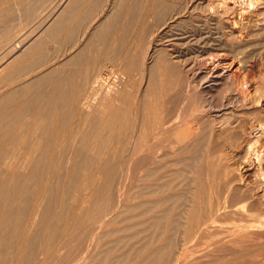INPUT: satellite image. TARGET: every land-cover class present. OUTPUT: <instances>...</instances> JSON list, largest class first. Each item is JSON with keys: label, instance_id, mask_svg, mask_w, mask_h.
I'll return each instance as SVG.
<instances>
[{"label": "rangeland", "instance_id": "1", "mask_svg": "<svg viewBox=\"0 0 264 264\" xmlns=\"http://www.w3.org/2000/svg\"><path fill=\"white\" fill-rule=\"evenodd\" d=\"M20 1L21 0H0V13L3 12L2 13L3 15L0 14V29L3 30L5 28L3 31L0 32V34H1L0 35V67L1 68L4 67V70H3V68H2V70L0 69V71H1L0 72V97L2 96V98H3V97H6L7 96L6 98H4L5 100L2 99V98L0 99V105H1L0 106V114H1L0 115V118L2 117V120L0 119V124L2 126H4L6 124L5 125L6 127L7 126L8 127H11L9 129H7L6 131H8L10 129L13 130V126L16 127V128L19 127L20 129H18V130L19 131H22L20 125L19 126H15V123H16V125H18L19 123H17L16 121L12 120V119H15L17 116L19 117V119L21 117V119H20V123H21L22 120L24 121L26 118L27 119L25 121H28V120L29 121L30 120L33 121L34 118L37 115L40 116V117H42V115H43V117H45L48 114H52V112L54 113L57 109L60 108V106L63 107V105L65 106V108H62V111H67V113L68 112L70 113V111H73L72 109H74L76 106L77 107L78 106L81 107V103H79V102H84L86 100L87 97L85 98V96L88 95L87 92L91 89L90 86L93 84V83H91L90 80H92V79H93L92 81L95 80V78L99 74L98 71L100 69H103L105 71H108V68L106 66H108L109 68L111 67L112 69L114 68L116 70H114L115 72L113 74V70L110 69L112 75L109 72L110 70L108 71L109 74L106 72V75H104V77H106V76L107 77L106 78L103 77L102 82H101L103 88L106 87V89L104 88L105 91L97 92V93L95 92L96 95H93V97L91 99H94L95 102L98 101L99 95L100 94H105L106 91L109 90V89H110L109 97H113L114 96L113 97V100L114 99L117 100V98H118V101H119V99H120L119 97H121V94H122V97L123 98H121L120 101L125 98V99H127L126 100L127 103L126 104L124 103V102H126L125 99L122 100L121 102H118V101H115L114 100L116 103H114V102L113 103L117 107H118V104H119L120 107L121 106L123 107V104H125L124 107L127 106L126 108H128V104H130L129 105V108L131 106V110H129L130 113L127 112L128 113L127 119H128V121L130 122L131 125L134 124V121H135V124L137 122L139 123V121L141 122L142 117L143 118L147 117V119H149V120L155 119L157 115H155V112H153V110L155 109L153 106L156 107V110L157 111H160L161 109H163V111L164 110L166 111L167 109H170V110L172 109L171 111H175V112H172V113H176L178 107L175 110V108H173V107L174 106H177V105H173V104L174 103H179L178 106L179 105L181 106V104L183 102V101L181 102V100H184L185 99V94L187 92V87H186V90L184 88L187 85L185 83V80H183L185 78L184 76L186 74L185 73L186 67H188V65H194L195 67H197L198 66L197 63H198L199 58L201 60L202 59L208 60V59H211L213 57L216 59L218 55H221V57L219 56V58H222L223 57L224 62L220 64V65H223V66H220V65L219 66L221 68L224 67V69H227V70L229 69V70L234 71L236 73L237 79L235 81V84L229 89V91L227 90L226 92H224L225 94L223 93V95H226L224 97V102L225 103L223 102V105L224 106L221 107V108L224 109V111H222L219 108L217 109L216 107L207 108L209 105H207L205 107V108H207V110L205 108L204 109H202V108L199 109V108L194 107V106H193V108H192L193 110H192V109H190V106L192 105L194 98L192 96L190 97V101H188L187 104H186L187 107L184 106V109L185 108L186 109L185 110L183 109V111H181V115H180V117L182 116V118H183V115L185 116V114H186V116L183 119L188 120L187 122L189 124L187 125V123H185L187 129H185L183 127V130H182V128H180L178 130V132H180V134L183 133V136H182L183 138L184 137L187 138L186 136L187 135L190 136L191 134H192L191 136H193V137H191V136H190V138L188 137V140L185 143L183 141H179L180 140V137H177V136L175 137L174 136L176 134L178 135L179 133L174 132L172 134L173 139L170 137V139H172L171 140V145L174 142V144L171 146L173 149L172 148L170 149L167 146L164 147L162 145V143L166 142V139L168 140V137L167 136H165V138L167 137L166 139L163 137L164 135H161L160 140H159L158 137H157L158 139L155 138V140L156 141L158 140V143H160V144H157V142H155V141H154L155 143H153L152 140H151L152 142H148V143L151 144V146H149L150 145L149 144L147 147L152 148L153 149V152L152 153H156L157 154L156 156L154 154L155 159L156 158H159L160 160L156 159L157 160L156 161L154 158L152 159L151 156L148 155V152H147V154L145 153L146 150H145V152H143L144 149H146V147H144V141L141 140V141H143L141 144H139L141 142L140 140L136 141L137 139H139V135L137 133V132H139L138 130L135 133H133V136H132L133 138L130 137V136L127 137V134H126V136L124 138H126V139L128 138V141H129V143H131V145L133 143L139 144V145H142L143 144V147L144 148L142 146L139 147V145H138V150H137V145L134 146V144H133L131 146L129 144L130 147H127V149H126V146H125L126 144L121 143V145H122V147H121V146H117V145H120V143L119 144L118 143L115 144L117 141H113L114 143L111 144V147L113 146L112 149L115 148L114 149V152H117L118 154L120 153V155L122 153V156L123 157L120 156L121 159L118 158V157L116 158V154L117 153L114 154L112 152L113 151L112 149H111V151H109L110 154L113 153V155H114V157L112 156V158H114L113 160H115V158L117 160V161L115 160V162H114L112 160V158L110 157V160H112L111 162H114V163H112L113 164V166H112L110 164L111 162H109V174L111 173L110 170L112 171V169H114L113 172H115V169H117V171H119V172L117 173V171H116V173H115L116 174L115 175L116 179H115L113 173H111V175H113V178H112L111 175H110L111 177H109V180L112 181L113 184H114L113 185L112 183L109 182V185H110L109 186V192H110V190H114V191H116V193L114 191H112L113 192L112 194H111V192L109 193L111 195L110 197H112V195H113V197L112 198L109 197L110 200L112 199V201L109 200L110 201L109 202L110 205L108 207L109 212L107 211L109 213L108 216H107V218H109L108 219V222H105L106 223V224L104 223L105 225L104 224L103 225L100 224L101 226L99 225V227L92 226L91 227V230H88V232L86 230L87 229H90V228L88 227V228L85 229V228H83L84 226L81 227L84 231L81 228H79L81 230V232H79V229H78V231L73 230L74 233H76L75 234L76 236H74L71 228H69V227L66 228V226L68 224L67 222H69V219H70V218H68V217H70L69 215H72V214L75 215V212L76 211L78 213V209L75 210V208H72V207L73 206L74 207L79 206V202L78 201H80V197L81 198H84L82 196L84 194L86 195L85 197H88L89 194H90V196L88 197L89 198V201H94V202L98 201L99 199L101 200V196L99 197L96 194L90 193L89 192L90 191V189H89V186L90 185L89 184H88L89 186H86V184H85V186H82L83 184L81 186L78 185V183L81 182V181H79L81 179L80 178L81 177L80 176L81 175V172H78V173L77 172H73L72 173L70 171L72 169H69V167H71V168H74L76 166L77 167H81L82 165L84 166V164L87 166V168H85V167L84 168L85 169H88L89 168V164H90L89 162L90 161H87L88 159H87L86 156H84V153L83 152H82L83 154L81 152H79V147H78L79 146V140L78 139H80L79 138L80 135L79 134L77 135V133H75L76 131L74 132V130H73L74 134H76L77 136L73 134V137H70L69 138V136L72 135L71 133H73L70 130L72 128L71 127L72 126V123H75V121L76 120L78 121V119H79V116H76L77 114H79L78 113L79 107L74 109V111L76 109H78L76 112L73 111V114L74 115H71V114L68 113L71 118L74 117V121H73V119H71L70 117H68V118H70V121L71 120L73 121L72 123H67L66 122V126L65 127H66L67 130L69 129L70 131L69 130L66 131L65 127H63V131H65V134H66L65 135V139L66 140L64 139V141L66 143L63 142V147H66L67 149L64 148V150H63L64 152H62L63 153L62 154V158L60 159L61 161L58 160L55 163L53 162L54 164L53 163H31V166L29 165L28 168L25 167V169L24 168H21L20 166H21L22 163L21 164L19 163L18 170H22V172L25 175H27V172H29L30 176H33L34 177L32 179H30L31 177H29V180H28V183L31 184V185L28 184L29 187H31V189L28 187V190H31L32 192L29 191L30 194L29 193L26 194L27 197H26V195H24V199L22 198L23 197L22 195H20L22 197H18L19 195L17 196V199H16L17 201L16 202H18V203H16V204H20L23 201L22 202V205H24V206L22 207L21 204L20 205H16L15 202H14V204H15L14 207L15 206H18V208H21L22 207L21 210L18 209V208H16L15 211L13 210L14 213L9 211L11 214L9 212H7L9 215H7V213L4 214V215H2V216H4V217H2L3 219L1 218V215H0V218H1L0 220H1V225H2V227L0 228L1 229L0 230V253H1L0 254V261H1L0 264H12V263H14L12 261H15V258L17 256L15 254H16L17 251H18V253L20 252V255L22 254L21 255V258H24V259H22V261L18 262L19 264H21V263L22 264H29L30 263V260L29 259H31V261H32V258H30V254L32 255L31 257H34L35 256L34 258H37V259H40V260L42 259L43 260V257H45L47 255V251L48 250H50V253L48 252L49 254H52V252H54L51 257H53V255L56 253V251L57 252L60 251V253L63 252L61 254L64 255L65 254V251L64 250H66L65 248L67 247V245L69 243H70V245H68V247H72L75 250L76 249L77 250L79 249L77 251L78 254L80 252L79 256H78L77 253H76L77 255L76 254H72L71 252L75 253V250H73L72 248L70 249V248L67 247V251L69 249L71 251L70 250L68 252L66 251V254L63 256V257L66 256V260L62 259V256L59 257L58 255H60V254H58V255L55 254L57 257L61 258L62 260L59 259V258H57L54 255V257H56L58 259V261L56 260V258H54L56 260L55 261L56 263H54V260H51L50 259L51 261H49V264L52 261L53 262L51 264H57V262L59 264H61L63 262H66L67 259H68V262H69V263L66 262L67 264H122V263L123 264H128V263L129 264H139V263L140 264H143V263L144 264H151V263L152 264H157V263H159V264H169L170 263V260H171V264H178V263L179 264H190V263L191 264H197V263L200 264L203 261L204 262L202 264H209V263L210 264H242L243 262H244L243 264H264V259L261 260L262 258H264V256L261 255V254H263L262 251H264V250H261V248L264 249V247H263V244H264L263 243L264 242L263 240H264V238H263V240L258 239V241H260L259 244H261V247L260 248H259V245H258V241L257 240L251 239V240H245V241L244 240H240L239 241V238H238V240H236L237 237H239V234L241 233L240 230L241 231L243 230V228L241 227V225L243 223L240 224V222H241L240 218H243L245 216V214L248 215L249 217L250 216H254V215L257 216V214L258 215L259 214H262V216L264 217V215H263L264 214V202H263L264 201V174H263L264 173V160L259 165L258 163H256V160L254 161V159H255V149L252 150V153H251V151H247L248 150L247 149L248 144L250 142H252L253 140H255L256 138H259V143H258V146H257L256 150H258L257 151L258 153H260V154L262 153V159H264V134H261L262 122L264 123V102H263L264 101L263 100L264 99V97H263L264 96V81H260L258 83V81L260 80V78H259L260 77V74H262L263 79H264V0H252L253 3L251 5L249 4L250 3V0H204V1L203 0H33L32 1L33 2L32 9L34 8V11L32 10L31 13L34 12L33 13L34 15L31 14V13H29V14H31L30 16H28V15L26 16V14H28L27 11L31 10L30 8L27 11L25 10V7H24L25 5L23 4V2L26 1V0H22V2H20ZM20 4H23V7H22V5L20 6ZM168 4H170V5H168ZM129 5H131V6H129ZM37 6L39 8H37ZM159 6H160V8H159ZM166 7L167 8L169 7L168 8L169 10ZM127 8L130 9V10L128 11ZM139 8H141V9H139ZM142 8H143V10H142ZM147 8H148V10H147ZM170 8H172V10ZM164 9H166L165 12H163ZM11 10L13 12H11ZM7 11H9V13ZM125 11H127V13H125ZM160 11H162V14L164 13V15L161 14V16H160L159 15L160 14L159 13ZM4 12H7V17L10 18V19H7V17H5L6 16L5 15L6 13H4ZM157 12L159 13L158 16L156 15ZM11 13H12V15H14V14L15 15L16 14L17 15H19V14L22 15V13H23V15L26 16V17H24L23 15L22 16L21 15H19V16H12ZM151 13H154L155 15L154 14H151ZM3 16L5 18H3ZM21 17H22V19H21ZM198 17H200V18H198ZM123 18L124 19H128L127 22H129V24H126L127 22L124 24V22L126 20L124 21ZM159 19L161 21L158 22ZM181 19H182V21H181ZM9 20H11V21L13 20L12 21L13 24L11 23L12 25H9L10 27L7 25V24L10 23ZM179 20H180V22H179ZM122 21H124V22H122ZM133 22H134V24H133ZM160 22H162V23H160ZM181 22H184L185 24L182 23V24L179 25V23H181ZM122 24H123V26H122ZM125 25L126 26L128 25L127 26V31H126V26ZM175 25H179V26L176 27ZM182 25H184V26H182ZM186 25H187V28H185ZM143 27L144 28L146 27V28L144 29ZM140 28H142V31H141ZM128 29H130L129 30V33H127L128 32ZM139 30L141 31V33L139 32ZM10 31H12V32H10ZM123 31H126V33H124V35L122 34ZM180 31L183 32V33H185V34L178 35L177 33H180ZM137 32H139L140 34L137 33ZM171 32L172 33L175 32L174 35ZM190 32L192 33V35H191ZM3 34H5L7 36H5ZM110 34L112 35L113 38H111V35ZM121 35H123V36H121ZM4 36H5V38H4ZM124 36L127 39L124 38ZM186 36H188V37H186ZM119 37L120 38L122 37L124 41L121 42L122 41V38L120 39ZM169 37H170V39H169ZM110 38H111V40H110ZM176 38L177 39L180 38V39L177 41ZM171 39H173V40L175 39L174 42H176V43H174ZM21 40L23 42H20ZM101 40H102V42H101ZM158 40H160V41H158ZM112 41H113V43H111ZM171 41H172V43L176 44L177 46L176 45H173L172 43L170 44L169 42H171ZM182 41L183 42L185 41V42L183 43ZM178 42L180 43V45H178L179 44ZM16 43H17V45H16ZM115 43H116V45L118 44L116 47L114 45ZM123 43H126V45L123 44ZM168 43H169V45H168ZM189 43H190V45H188ZM165 44L167 45V47H168L167 49L168 50L166 49V45ZM182 44H184V45L181 46ZM171 45H172V47H171ZM185 45H188V48L186 47L188 49V51L185 48ZM192 45H193L194 48L192 47ZM119 46H120V48H118ZM150 46H151V48H150ZM175 47H178V50ZM191 47L193 48V50H192ZM116 48H118L117 52L115 51ZM171 48H172V50H173V48L175 49L174 50L175 51L174 52V55L176 56V59L180 57L179 55H181L182 57L185 58V60H184V58L180 57V58L183 59V60L181 59L180 62H179L180 58L177 59L178 60V61L176 60L177 61V64L175 62V58H172V61H174L176 67L175 68H171L170 66H167L166 67V68H168V71L166 73V76L167 77L171 73H173V77L172 78H174L177 81L180 80L179 82H176L173 79L176 83H178L177 86L178 85L179 86L177 88L179 89V91H178L177 88H174L176 86H174V87L171 86V85H174V81L172 82L170 80L172 74L169 76L170 79H166V77H165L166 83L162 82V81H165V80H163L164 78L162 76H165L166 70L164 71V69H163V71H164L163 72L160 69V68L165 67V65H164V63H162L161 61H159L160 58L158 56H160V54L162 53L161 51H165V53L166 52L167 53H170L169 50ZM158 49H159V52H157ZM160 49H161V51H160ZM124 50L126 51V53L123 52ZM142 50H143V52H142ZM112 52L115 53L116 56H117V53H118V55H120L122 57L121 58L120 56H118V58L120 57L121 60L120 59H117V57H115V55H113ZM177 52H179L180 54L177 53ZM213 52H215V53L213 54ZM208 53H210V54H208ZM141 54H143V55H141ZM207 54L209 56H213V57L210 58ZM216 54H218V55L216 56ZM156 56L159 59H157ZM103 57L106 58L105 61L106 60L109 61L108 59L110 58L111 59L110 62L112 60H113L112 62H114V61H116V63L119 62V64L118 63L117 64L115 63L117 65V68H116V65L113 64L112 62H111V64H109L110 62H105V63L103 62L102 63L101 60L104 61ZM129 57H130V59H129ZM186 57H187V60H188V58H189V60H191V63L192 64L190 63V61H187L186 60ZM205 57H209V58H205ZM196 58H197V60H196ZM167 59H170L171 60V58L169 56L167 57ZM128 60L131 61V62H129ZM134 60H136V61H134ZM126 61L128 63H126ZM156 61L159 62L160 64L162 63L163 66L161 64L160 68L157 69L159 63L157 65V62ZM172 61H170V62H172ZM185 61H187V62H185ZM192 61H194L195 63L193 64ZM97 63H100L102 67H98V65H100V64H97ZM178 63L182 65V66L180 65V68L182 67V70H184V71H182L179 68V66H177V65H179ZM187 63H188V65H187ZM104 64L106 65L105 67H104ZM124 64H126V65H124ZM127 64H131L130 67H132V64H133L134 67L133 68H129V65L127 67ZM111 65L112 66L115 65V66L112 67ZM118 66H119V68H118ZM183 66L185 67V69H184ZM5 67H6V69H5ZM121 67H124L121 70L122 72L124 71L125 68L126 69L128 68L130 70H128V69L125 70L127 72L124 71L125 73L123 72L124 75L122 76L121 74H123V73L121 71H119ZM96 68H97V70H96ZM117 69H118V71H119L120 74L117 72ZM157 70H159V71H157ZM178 70H179V72H178ZM97 72H98V74H97ZM128 72H130L131 75ZM159 72H161V73H159ZM68 73H70V74H68ZM127 73H128V76H125V74H127ZM162 73H164V74L162 75ZM181 73L184 74V76ZM93 74L95 76H93ZM51 75H53V76H51ZM76 75H78V76H76ZM114 75H116V76H114ZM120 75H121V77H120ZM151 75H152V77H150ZM156 75L159 78L156 79ZM159 75L161 76V78H160ZM92 76L94 78H92ZM108 76L110 78L113 76L114 79L113 78L110 79ZM117 76H119L120 78L118 79ZM66 78H67V80H65ZM88 78H90V80H86ZM122 78H128L127 79V82H125L126 81L125 79H123V81L121 82ZM79 79H80V82H79ZM151 79L153 80V83L156 80H158L159 83H160V81L162 80L161 82L163 84H166V85H167V82H168L167 80L171 81V82H168V84L169 83L171 84V85H168V86H169V88H172L173 87L172 88L173 90L166 89L168 87V86L166 87V85H163L162 84V86H165L166 87V88L165 87L164 88L166 89L165 92L166 93L168 92V96L171 93H174L175 91H176L177 94L179 92L178 95L175 94V93L173 94L174 96H177V99H175V97L173 96L174 97V100L175 101L177 100V101L176 102H172L171 101L170 104L172 106L169 104L170 106L167 105V106H169V108H168L164 103L161 102L162 100L165 101L168 96L165 97L167 94L166 95L163 94L164 92L161 90V89H163V87L161 89H159L160 86H159L158 81H156L157 82L156 85H158V86H156L155 84L154 85L156 87L153 84L151 86V88H153V87L154 88H157L156 90H152V89H150V87L145 88V87L151 85V83H152V80ZM51 80L52 81L54 80L57 83H55L54 81L52 82ZM56 80H58V81H56ZM106 80L109 81V82L107 83ZM141 80H142V82H141ZM83 81H85L86 84H87V81H88V85L91 83L90 86L86 85L88 89H86V87H84L85 86V84H84L85 82H83ZM110 81H111V85L115 89L110 85ZM69 82H70V84H69ZM123 82H125V84L126 83L128 84V85L126 84V86H127V89L126 90H129L130 91V92L128 91L129 94H132V93L134 95L137 94L136 97L133 94L131 95L132 97H129V98H127L129 96V94H128L127 97H126V95H124L125 92H126L125 91V88H124V90L121 88V87H124L123 86V84H124ZM181 82L183 83V85H185V86L182 85L183 88L180 86V84H182ZM115 83H116V85H115ZM134 83H135V86H134ZM176 83H175V85H176ZM257 83H258V85H257ZM83 84H84V86H83ZM119 84H121V87L117 88V86ZM76 86H77V88H79V91L77 90V91L74 92V90L77 89ZM128 86H130V87L132 86V89L135 90V91H133L132 89H129ZM190 86H192V88H195L193 86V84H191ZM80 87H83V89H81ZM133 87H135V88H133ZM15 88H18V91H16L17 89H15ZM25 88L26 89L29 88L27 90V91H29V93L26 92V90L25 91L22 90V89H25ZM84 88H85V90H84ZM137 89L138 90L140 89V90L138 91ZM145 89L147 91L149 90V92H151L150 90H152L153 92L154 91L156 92L158 90L159 91L158 93H160V95H158V98L160 96H162V95H165V96H163L162 99L160 97V99L158 101L157 96H155V94H156L155 92H154L155 94L153 92H151V93H153V96H154L153 97L152 95L150 96L149 95L150 93H148V92H147L148 95L145 94L146 93L145 92ZM14 90L16 91V93L18 92L19 95L22 94V93L24 94V92H26V94L22 95V97L24 96L23 97L24 99H26V98L28 99L29 98V104L31 103V100L33 99L32 105L33 104L34 105L33 106L32 105H28L27 99L25 101H23L24 99H22V97L20 99V96H18L17 94H15V91ZM39 90H41L43 92V94H45L46 96H41L42 93H40L41 95L38 94ZM56 90H57V92H56ZM60 90H61V92H60ZM82 90H84L86 92H84ZM116 90H118L120 92L119 94L116 93L119 97L114 93ZM121 90H123V92H121ZM160 90H161V92H160ZM180 90H182L183 92L182 91L180 92ZM241 90L243 92H246L248 94V96H247L248 99H246V97L244 99L246 101L248 100L247 102H245L244 100H241L240 101L239 99H237L238 102L236 101L235 98L238 97V94H239L238 92H240ZM248 90H249L250 93L248 92ZM250 90H252V91H250ZM36 91H37V94L35 93ZM80 91H81V93L83 92L84 94H82V96L81 95L80 96H77L76 94L79 95V92ZM97 91H99V90H97ZM118 91H116V92H118ZM169 91L171 92L170 94H169ZM172 91H174V92H172ZM184 92H185V94L183 95L182 93H184ZM58 93H60V94H58ZM218 93L219 92L216 91L215 93L212 94L213 101H215L218 98H220V95ZM35 94L38 95V98H37V96ZM143 94H145V95H147L149 97L148 98H145L144 97L145 95H143ZM72 95H73V97L70 98ZM115 95H116L117 98H115ZM138 95L140 96L139 100L142 99L143 102H144V100H145V102H146V100L151 101L152 98H153V100L151 101L152 109H151V107H149L148 109L146 108L147 109L146 111H148V112L152 111L150 113L154 114L153 116H152V114L149 115L150 114L149 113L148 115L151 116V117L148 118V116H147V113L148 112L145 111L146 114H144V111H143L144 109L143 110L141 109V112L144 114V116H142L143 114L140 112L141 115L138 114V116H136L137 118L135 117V115H136L135 113L136 112H135V109H134L135 108L134 105H136V101L138 100ZM100 96H102V98L99 97L100 98L99 100H101V99L105 100V98H104L105 95H100ZM18 97H19V99L21 101H23L25 103L27 102L26 104L24 103L25 108H24V106L22 107L24 109L20 108L21 107L20 106L21 104H19V102H17V101H20L18 99ZM180 97H182L183 99L180 98ZM43 98L46 101H48V104L46 103V101ZM53 98L55 99L53 102L59 101V104L60 105L59 104H56V103L55 104L54 103L52 104V102L50 104L49 102L52 101ZM83 98H85V99L83 100ZM39 99H40L41 102L39 101ZM91 99H90V101H91ZM109 99H112V98H109ZM156 99H157V101H156ZM231 99H233L234 102H236V104L235 103H232V105H231V103L229 102V100H231ZM75 100H77V102ZM103 100H101V101H103ZM129 100H131V101H129ZM139 100L137 101V104H138ZM167 100H168V98H167ZM170 100H173V99H171V97H170ZM178 100H180V101L178 102ZM69 101L72 102V104H70ZM107 101H108V99L106 98V100L103 101V102L105 103ZM142 101L140 100V102H142ZM242 101H243V103H241ZM23 102H20V103H23ZM134 102H135V104H132ZM143 102H142L141 108L142 107L143 108L146 107L145 104L147 102L146 103L144 102V105L145 106H143ZM157 102H159V103H157ZM120 103L121 104L123 103V104L121 105ZM160 103H162V104H160ZM2 104L3 105H8V106H10L9 104H11V106L12 105H14V106L16 105L15 106V108L17 107L15 109L16 113L14 111V108H11V107H9V108H11V110L10 109L8 110L6 107H5V110H3V107L4 106L2 107ZM45 104H46V106H45ZM151 104L148 103L147 106L148 105L151 106ZM189 104H191V105H189ZM214 104H215V102H214ZM51 105H53V106L54 105H59V108L57 106V107H55L56 108L55 109L54 107H51ZM161 105H164V108L165 109L162 108L163 106L161 107ZM194 105L196 106V104H194ZM242 105H244V106H242ZM14 106H12V107H14ZM26 106H27V108H26ZM34 106H36V107H34ZM37 106H39V108ZM132 106H134V108ZM66 107L67 108H70V109H66ZM159 107H161V109ZM31 108H32V110H31ZM35 108H37V109H35ZM47 108H48V110L50 108L51 110H49V111H52V112H49L48 110H47L48 112H46V109ZM194 108H196V110H194ZM12 109H13V111H12ZM26 109H27V111H26ZM53 109H54V111H53ZM7 110L10 111V112H8ZM41 110H42V112H41ZM11 111L16 116H13L12 113H11ZM22 111H24V112H22ZM132 111H134L135 113H132ZM161 111L160 112H157L158 113V116L160 115V113L162 115V112L163 111L162 112ZM189 111H190V113H189ZM193 111H194V113H193ZM19 112H21V113H19ZM215 112L216 113H219V114H222L224 112L226 116H224V120H223V117H222V119L219 121V123H217L218 125L217 124H214V126H212L214 128V130H213V128H210L211 126L208 125V124H210L209 121H210L211 116L213 114H216ZM10 113H11L12 116L9 115ZM31 113L33 115H35L34 113H36V116L35 117L34 116H31ZM131 113H132V115H131ZM177 113L176 114H173V116L175 117L176 115H178ZM133 114H135V115H133ZM171 114L170 113L167 114L165 112V115H170L171 116ZM187 114H188V118H186L187 117ZM196 114H198L199 116H200V114H202V115L200 117L199 116L194 117V115H196ZM4 115L10 116L12 118L11 119V122H12L11 124H10V122H8L9 121L8 119H10V118L7 117V119H6V116H4ZM139 115L141 116V118H138ZM160 116L157 117L158 119L157 118L156 119L159 120ZM206 116H207V119L204 118ZM32 117H34V118H32ZM134 117H135V120H134ZM167 117L170 118L169 116H167ZM192 117L194 119L197 118V120H199L198 123L193 122L191 120ZM75 118H76V120H75ZM105 118H106V116H105ZM182 118H180V119L183 120ZM19 119H15V120H19ZM204 119H205L204 122L207 121L206 124L204 123L205 125L201 122V120L203 121ZM66 120L69 121V119H66ZM172 120L174 122L175 121V118L174 119L172 118ZM189 120H191L192 123ZM131 121L133 123H131ZM175 122H177V121H175ZM199 122H201V124ZM3 123H4V125H3ZM64 123H63V126H64ZM195 123L197 125H194ZM67 124H69L68 127H67ZM140 124L141 123H139V127H138V124H136L137 125V128H140ZM198 124H200V125L198 126ZM207 125L210 126V127H208ZM73 126H74V124H73ZM83 126H84V130L87 131V129H88L87 127L88 126H86L84 124H83ZM127 126H129V124ZM193 126H195V127H193ZM1 128L3 129V127L0 126V129ZM16 128H14V131L16 130ZM193 128H194L195 131L194 130L193 131L191 130ZM209 128H210V130L212 129V131H214L213 132V136L211 135L212 134L211 133L212 131L209 132ZM231 128H233V129H231ZM188 129L190 131H192V132L189 133ZM186 130L188 131V133L190 135L186 132ZM2 131L4 133L5 129L2 130ZM1 133H0V135H1ZM185 133H186V136H184ZM208 135H211V136H208ZM112 136H110V137H112ZM76 137H77V139H76ZM136 137H137V139H136ZM129 138H130V140H129ZM151 138L152 137L150 135L149 141H150ZM69 139H72V142H70V143L73 144V145H71L70 143H68V145H66L67 144V141L69 142ZM174 139L175 140H178V141H176L177 143H175ZM161 140H162V142H161ZM185 140L186 139H184V141ZM178 142H180V143H178ZM64 143H65L66 146H64ZM166 144L167 143H165L164 145H166ZM127 145H128V143H127ZM160 146H162V148L164 150L161 149ZM132 147L134 148L133 150H132ZM154 147L155 148L158 147V149H160V151L163 150L161 152L162 154L158 151L157 148H156L157 149L156 150ZM117 148H119V149H121L123 151L126 149L124 151L125 153L122 152V151H119V149H117ZM139 148H142V149L140 150ZM167 148H169L168 151H167ZM213 149H215V150H213ZM128 150H129V152H126ZM170 150H172L171 151L172 153H169L168 154V152H170ZM244 150L247 152V154H246V152ZM132 151H134L133 153L136 152V154L134 155V157H133V153L130 154ZM138 151L139 152L141 151L143 153H139V155H138L137 154ZM165 151H167V153ZM123 153H124V155H123ZM144 153L146 154L145 156H147V158L146 157H142L141 154H144ZM127 154H130V155L127 156ZM166 154H168V155H166ZM226 154H227V156L228 155L229 156L228 157L225 156ZM136 155L139 156V157H136ZM159 155L161 156V158H162V156H164L163 159H161ZM117 156H119V155H117ZM131 156H132V159L133 160H134V158L136 159V160H134L135 162L132 159H130ZM207 156H208V158L210 157L209 159L211 161L210 160H207ZM212 156L213 157L215 156L214 157L215 158V161H214L215 163L213 162V159L214 158ZM221 157H222V159H221ZM225 157L229 159V162H228V159H226ZM145 158H146V161H145ZM171 158H172V160H171ZM175 158H176V160H175ZM218 158H219V161L221 160V162L218 161V163H217L216 160H218ZM122 159H124L125 161H123ZM126 159H127V161H128V159H130V161L127 162V165H126V163L124 164V162H126ZM137 159H139V160L137 161ZM166 159H168V160H166ZM189 159H191V160H189ZM224 159H226V160H224ZM162 160H164V162ZM206 160L208 161V163H207ZM244 160H246V161L244 162ZM121 161H123V162H121ZM136 161L138 163H136ZM143 161H144V163L141 164ZM171 161H173V162H171ZM187 161H188V163H187ZM209 161H210V163H209ZM130 162L132 164L131 166H133L132 169H131L132 171H134L136 169L135 167L139 168V170L137 169L134 172L131 171L132 173L131 172H128L130 170L128 168H131V166L128 167V164H130ZM145 162L148 163V164L150 163L151 167L152 166H155L153 168L156 171L153 168H151V167H150L151 168L150 169L149 168L150 165L148 166V164H147V166H146V163ZM159 162L160 163L162 162V163L160 164ZM70 163H72V165L71 166H68V165H70ZM135 163H136V165H135ZM152 163H153V165H152ZM39 164H40V166H39ZM122 164H124V165H122ZM138 164H140L139 166L141 168L138 167ZM157 164H158V166H157ZM164 164H165V166L166 165L167 166L165 167ZM50 165L53 166L54 168L53 167H50ZM110 165H111V167H110ZM141 165L142 166L144 165V166L142 167ZM161 165H162V167L164 166L163 169H162ZM226 165H228V166H226ZM229 165H230V167H229ZM124 166H126V167H124ZM159 166L161 168H159ZM67 167H68V169H67ZM45 168L46 169L48 168L47 170L49 172L47 170H44ZM56 168H57V171L58 172L60 171V173H58V174L57 173H54L53 174V172H57L56 171ZM125 168H127L128 171ZM133 168H135V169L133 170ZM31 169H32L33 173L31 171ZM53 169H55V171ZM81 169H82V167H81ZM159 169H161V170L159 171ZM223 169H228V170H224L223 171ZM121 170H123L124 172L121 171ZM125 170L127 171V174H126V171ZM42 171L48 172L49 175H53V176H50V179L49 180H48L49 176L47 175V173L43 174L44 178H43V176L40 177L42 175ZM153 171H154L155 174H153ZM171 171L172 172L174 171L175 173H171ZM68 172H71L72 173L71 176L73 178L70 175H69V177H65V176H68L66 174ZM163 172H164V175H162ZM221 172H224V173H221ZM35 173H37V174H35ZM74 173L77 174V175L75 176ZM129 173H130V175H129ZM146 173H148V174H146ZM176 173H177V175H176ZM29 174H28V176H29ZM134 174H135V176H134ZM174 174H175V176H174ZM131 175H133V177ZM158 175H160V176H158ZM225 175H227L226 177H228V179L225 178ZM35 176H37V177H35ZM47 176H48V178H46ZM77 176H78V178H77ZM231 176H233V178ZM39 177L41 178V181L40 182L41 183L44 182L43 183L44 185L40 184V182L38 183V181L36 183V180ZM58 177H60V178H58ZM101 177H102V181L100 180ZM101 177H100V179H98L99 182H98V180H96V182L99 183V184L96 183L97 184L96 186L101 187L100 181H101V184H102L103 183V180H104V175L102 174ZM149 177L150 178H153V179H151V181H150ZM239 177L241 178V181L243 179V183H241L242 185L240 184L241 181H240V178ZM40 178L38 180H40ZM42 178L44 180H46V183H47L46 185H45V181ZM65 178L67 179V181H66ZM74 178H77V179L80 178L77 181L75 180V183L76 184L75 183H72V182H74ZM161 178L163 180L166 178L167 181H166V179L163 181ZM223 178H224V180H223ZM33 179L34 180L36 179V180L35 181H32ZM60 179L62 180V182H60ZM69 179H70V181H69ZM232 179H233V181H232ZM47 180H48V182H47ZM181 180L182 181L185 180L186 182H188V184L185 183V182H182ZM222 180L224 181L223 183H221ZM229 180H231V182H228ZM124 181H126V182H124ZM34 182H35V184H34ZM148 182H149V184H148ZM155 182H159V183H156L157 185H155ZM164 182H165V184H164ZM190 182H191V185L192 186L189 184ZM201 182H202V184H201ZM225 182L227 183L228 186L229 185H232L233 183H234L235 186L233 185V186H230L231 188H229L227 185H223ZM151 183H152V185H151ZM160 183L162 185H160ZM166 183L168 185H166ZM38 184L40 186L42 185L43 188L40 189V186H38ZM111 184H112V186H111ZM186 184H187V186H185ZM36 185H37V188H38L39 191H37ZM47 185H48V187H47ZM58 185L60 186V188H57V187H59ZM65 185L68 186V187L66 188ZM70 185L72 187H76L77 190H78V192H80L81 196L76 191H73V189L76 190L75 188H72L70 190V187H71ZM149 185H151L154 189H155L154 186H156L155 193H153L152 195L149 192L152 191V190H154V189H151L152 187H150ZM158 185H160V186H158ZM163 185H166V186L163 187ZM180 185H184V188L185 189L182 186H180ZM188 185H190L191 187L190 186L188 187ZM210 185L212 186V188H211ZM217 185L218 186L220 185V186L218 187ZM239 185H241L242 187L239 186ZM172 186H173V188L171 189ZM237 186H238V188L240 187V189L236 188V190L238 189V192L241 190V192H239V193L235 190V187H237ZM244 186H245V188H244ZM232 187H234V188H232ZM86 188L89 190V191H87V192H89V194H86L84 192V190L86 191ZM181 188L184 189V190H181ZM190 188L192 190V191L190 190V193L191 194L188 193L189 192L188 189H190ZM228 188H229V190H228L229 192L232 191L231 192L232 195H230L231 193H229V195H228V191H227ZM51 189H53V191ZM57 189H58V191H59V189H61V192L60 191L58 192ZM67 189H69L71 191V193H69L70 191H68V193H67L66 192ZM79 189L80 190H83V191H79ZM166 189L167 190L169 189V190L167 191ZM203 189H204V191H203ZM63 190H66V191H63ZM119 190H120V193H119ZM144 190H146V192ZM50 191H52V192L50 193ZM54 191L57 192V193H55L56 195L54 194ZM183 191H184V193H183ZM185 191L186 192L188 191L187 192L188 196H186L187 194L185 193ZM234 191L237 192V195H236V192H234ZM35 192H36V194H38V192H40V193L42 192L41 193L42 195L39 194L40 195V197H39V195H36ZM43 192H44V194H43ZM64 192H66L67 195ZM75 192H76V194H75ZM121 192H122V195H124L123 197H122V195H119V194H121ZM177 192L179 193V195H176ZM170 193H171V195H170ZM247 193H249V194H247ZM57 194H60V196L59 195L57 196ZM77 194L79 196V200L78 201H77V199L74 198V196L76 197ZM154 194H156V195H154ZM172 194L174 196L173 198H172ZM30 195H32V196H30ZM53 195H55L57 197H54ZM167 195L168 196L170 195L171 198L170 197L168 198ZM28 196H30L31 198L32 197H35L33 199V202L31 201L32 199L29 198ZM36 196L39 198V201L37 200L38 198ZM61 196H63V197H61ZM92 196H93V198L95 197L96 199L95 200H91L92 199ZM116 196H117V198H119L120 202L116 198ZM150 196H152V197H150ZM175 196L176 197L179 196L180 199L179 198L177 199ZM59 197H60V199H59ZM158 197L160 198L159 200H161L163 202L164 201L166 202V204L163 207L164 210L161 207L163 205L160 204V201L158 200ZM165 197H167V199H169V200L167 201V199ZM233 197L236 199L235 201H234V198ZM150 198L151 199H154L153 201H155L156 203H153V201L150 200ZM155 198H156L157 201H159V203L155 200ZM162 198H165L166 200L165 199L162 200ZM18 199L21 202H19ZM20 199H23V200H20ZM50 199H52V200H50ZM126 199H129V200H126ZM28 200H30V202ZM34 200H35V202H34ZM49 200H50V202H49ZM56 200L57 201L59 200L60 203L59 202H56ZM143 200H145V201H143ZM172 200H173V202H171ZM182 200H183V202H182ZM192 200H194L195 202L192 201ZM223 200H225V201L227 200V201H230V202L227 203V201H226V203L228 204L227 205L226 203H224L225 201H223ZM238 200L240 202H238ZM8 201L9 200L7 199V202ZM24 201H26V202L28 201L29 204L28 203L27 204L24 203ZM121 201H122V203H121ZM196 201L198 203H196ZM207 201L210 202V205H212V204L214 205L213 206L214 207L213 208V211L211 210L212 214H214V209H215V212H216L215 213L216 214L215 215L216 218H214V221L212 222L211 226L209 225L208 228L204 227L203 225H202L203 227H201V221H199L200 223L197 222V219H198L197 218V215H199L198 216L199 217L198 220H201L203 218L202 216L203 215L205 216V213L204 212H206L205 211L206 208L208 207L207 210L208 209H212V206H210V205L207 206L206 205L207 204ZM7 202H6V204L8 205ZM31 202L35 204V205L33 204V206H35V208L37 206L36 209H31V208H33V206L30 205ZM48 202L51 203V204H48ZM116 202H118V204H116ZM168 202H169L170 205L167 204ZM184 202H186V203H184ZM191 202L192 203L194 202V203L192 204ZM92 203L93 202L90 203L91 205L89 204L90 205V207H89L90 210L92 208L91 206L93 205ZM99 203H100V201H99ZM150 203H151V205H150ZM229 203H230V205H232V204H239V203H240L239 205H242V204L245 205L246 204V208L245 209L247 211L249 210L250 211L249 213L252 214V215L251 214H248V212L246 210L244 212L243 217H242V215L239 217L236 214L237 217H238V218L236 217V219H239L240 220V222H239L240 225L239 224H236V225L234 224V226H237L238 225L237 227L240 228V229L238 228L239 230L238 229H234L233 223L236 220V219H234L236 215H233L232 216L231 212L234 210V208L232 207V209H231V206L229 205ZM66 204L69 205L68 208H71V209L66 208L67 207ZM129 204L131 206L133 205L135 207V209L132 208L131 206H129ZM178 204L180 205L181 208L179 207ZM185 204H187V205L185 206ZM216 204H218V205L220 204L222 207L224 205H227V206H224L223 208H219L221 206L219 205V207H218ZM251 204H252V206L249 207V205H251ZM12 205H13V203H12ZM26 205L30 206V209H28L29 207L27 208ZM63 205L66 208L65 210H64V206ZM146 205H148V207ZM247 205H248V207H247ZM19 206H21V207H19ZM55 206H56V208H55ZM61 206H63L62 209H61ZM115 206H116V208H115ZM152 206H154L155 208H157L159 210L155 209ZM9 207H10V205H9ZM122 207H123V209H121ZM127 207L128 208L131 207L132 209L131 208L128 209ZM150 207L152 209H150ZM185 207H186V210L189 209L188 212H186ZM215 207H217V208H215ZM226 207L228 208V210H226L227 209ZM141 208H142V210H141ZM153 208H154V210H153ZM166 208H168L167 211L165 210ZM176 208L177 209L180 208L181 210H179V209L177 210ZM182 208H184V209H182ZM229 208H230V210H229ZM57 209H58V211H57ZM67 209L70 210V211L73 209L74 211L68 212ZM88 209H84L83 211H86ZM194 209L197 210V211L200 210V212L198 211V213L196 212L197 213L196 214L195 212L192 211ZM222 209H223V212H222ZM31 210L32 211L34 210L32 212L33 214L30 212ZM144 210H146V211H144ZM156 210H157V212H156ZM110 211H111V213H110ZM179 211H181L180 212L181 214L179 213ZM15 212H18V213H15ZM27 212L29 214H27ZM62 212L65 214V215L63 214L64 218H63V216L62 217H60V216L57 217V215L58 214L61 215ZM79 212H81V213H78V215L81 214L82 216L85 213V212L82 213V211H79ZM118 212H119V214H118ZM125 212H127V213L125 214ZM140 212L141 213L142 212L143 213H146L147 212V214H141ZM224 212H225V214L227 213L226 216H224ZM70 213H72V214H70ZM77 213H76V215H77ZM86 213H87V211H86ZM120 213H121V215H120ZM170 213H172V214H170ZM206 213H208V212H206ZM13 214L15 215V217H14ZM138 214H139L140 217L137 216ZM229 214H231V215H229ZM28 215H30L33 220L30 219L31 217H29ZM32 215H34L35 217L32 216ZM154 215L156 216V218L160 219L159 220V221H161L160 223H159L158 219L154 218L155 217ZM158 215L160 216V218H159ZM66 216H68V217H66ZM117 216H119V217H117ZM165 216L167 218L162 220V218H165ZM174 216H175V218H174ZM181 216H183V217H181ZM194 216H195V220H193V222L196 221V223H198L197 225H199L198 226L199 227V230H198L197 225L195 226L196 229L195 228H192L194 226V224H195V222L192 223V221H191L194 218ZM227 216H228V219L226 218ZM229 216H230V219H229ZM8 217H11V218L7 219ZM24 217H25V219H24ZM190 217H192V219ZM245 217L247 218V216H245ZM245 217L242 220H245ZM62 218H63V220H62ZM176 218L178 220L177 223L175 222L176 221ZM231 218H232L233 221L231 220ZM57 219H58V221H57ZM172 219L175 220L174 221L176 223L175 226H173L174 225V222H173ZM215 219H216V221H215ZM25 220H26V222L27 221L31 222L30 225H28L29 223H25ZM55 220H56L57 223L55 222ZM63 221L66 223V226H64L65 224L63 223ZM121 221H122V223H120ZM164 221L167 224H165ZM2 222L4 224H2ZM109 222H110V224H108ZM144 222L145 223L147 222V223L145 224ZM17 223H19V224H17ZM24 223H25V227L26 228L23 225ZM50 223H52L53 225L54 224L57 225V227L55 225L53 226V231H52V227H50V225H51ZM61 223L64 224L63 225L64 228L63 227H60L61 229L63 228L65 230V228H66V232H68L70 230L69 231L70 232V235H71V233L73 234V235H71V238H69V239L70 240L72 239V241L74 243L72 241H71L72 243L69 242L70 241L69 240L67 242L68 244L66 245V247L64 246L65 248L62 245H60V247H58V244H56V241L58 240V238L56 239L55 243H54V239H53L52 242L55 245H57V250L55 249L56 250L55 251L54 250V248H56L55 245H54V248L52 249V247H51V244L52 243L49 242V241H51V238L49 240V237H48V235L50 234V231L47 230V229L46 230H44V229L47 228V224H48V226H49V228L51 229V232H52V237L54 236L53 238H56V236L58 237V235H59V238H60L59 240H61L63 236L64 237H66V236L69 237V232H68V234L65 233V235H66L65 236L63 234V229L61 231V229L59 228V224L61 226ZM143 223H144V225H143ZM237 223H238V220H237ZM26 224L28 225V229H27V225ZM178 224H181V225L179 226ZM171 225H172L173 228L176 227L175 230L173 228H171ZM21 226L24 228L23 233L26 232L25 231L26 229L28 230L27 231L28 233L23 234L24 236L25 235H28V236H26V239L27 238L28 239H27V242H25V243L24 242H21L22 241V236H23L22 235V231H21L23 229H22ZM111 226H113V227H111ZM133 226H134V228H133ZM70 227H71V225H70ZM101 227H103V229ZM105 227H107V229H109L108 231L109 232L111 231V232L109 233L107 230H106L107 231L106 232L104 230ZM120 227H122V228L120 229ZM224 227H225V229L227 227L226 230H228V228H229V230L232 229V228L234 229V230L232 229V231L231 230L230 231L228 230L229 232L226 231L228 233V235L229 234L232 235V236L230 235L231 240L235 238L234 236H236V238H235L236 241L233 240L235 242L234 244L233 243H230V242H233V241L229 240L230 238L225 236V235H227V233L225 234V230L223 231L222 228H224ZM164 228H165V230H164ZM204 228H206L207 230L205 229L206 230L205 231ZM67 229H69V230L67 231ZM93 229H94V231H93ZM129 229H132V230H129ZM171 229L174 230V231H172ZM14 230H15L16 233L13 232ZM163 230L165 232L164 235H163ZM170 230H171V232H170ZM219 230H220V232H219ZM221 230L224 233L223 232L221 233ZM96 231H97V233H96ZM100 231H101V233H100ZM238 231H239V233H238ZM104 232H106V233H104ZM158 232H160V233H158ZM173 232H174V234H173ZM180 232H182L183 234L180 233ZM233 232H236V234H234ZM82 233H85L84 235L87 234L85 236L86 238L83 236ZM202 233H204V234H202ZM17 234H20L21 236L19 235V238H18V235ZM191 234H193V235H191ZM219 234H221V235H219ZM159 235H161V236L159 237ZM79 236L85 238V240H83V238H81ZM116 236L119 237V239L116 238ZM186 236L188 237V240H187ZM46 237H48L47 239L49 240L48 242L50 244L47 243ZM177 237H179L180 239L179 238L177 239ZM223 237L226 240L228 238L227 241H229V242L227 243V241L225 239H222ZM232 237H234V238H232ZM96 238H98V239H96ZM189 238H190V240H189ZM192 238L194 239V241H193ZM18 239H20V242L21 243H24V244H21V247H20V244H19L20 242L17 241ZM139 239L140 240L141 239L142 240L144 239V240L143 241L141 240V242H139L140 241ZM217 239L218 240L221 239V240L226 241L225 242L226 244L225 245L224 244H221V243H224V241L221 242V241H218ZM67 240H68V238H67ZM79 240L82 242V244H83V242L85 243L83 245L81 243H79V245L81 244L82 247H84V248H82L81 245H80V248L78 247ZM41 241H42V243H41ZM110 242H112V243H110ZM136 242L138 244H136ZM152 242H153V244H152ZM174 242H176V243H174ZM217 242H219V243H217ZM27 243H29V244H27ZM76 243H77V245H72V244H76ZM130 243L132 245H130ZM142 243H144L143 244L144 247H143ZM173 243L175 244V247H174V244ZM213 243H215V244H213ZM48 244L50 245V247L47 248L46 245H48ZM89 244H91V245H89ZM121 244H122V248H121ZM242 244H244V245H242ZM246 244H247V248H245V245ZM11 245H12V247H11ZM23 245H24V247H23ZM27 245H28V247H27ZM37 245H38V248H37ZM102 245H103V247H102ZM105 245H107L108 248H106ZM158 245H159V248H158ZM164 245H165V248H164ZM176 245H177V247H176ZM209 245H210V247H209ZM215 245H216V247H215ZM219 245H221V249L218 248ZM222 245H224V246L222 247ZM248 245H249V247H248ZM250 245H251V247H250ZM257 245H258V248L259 249L257 248ZM44 246H45V248H43ZM62 247L64 248V250L62 249L63 251L61 250ZM109 247H111V248H109ZM58 248H60V250ZM129 248L131 250H129ZM146 248H148V249H146ZM154 248H156V249H154ZM254 248L255 249L257 248L258 251L256 250L257 252H255V249ZM43 249H45V250L47 249V251L44 252ZM80 249H81V251H80ZM109 249H111V250H109ZM160 249L162 251L164 250L163 255L166 256V257H164L162 255V251ZM247 249H249V250H247ZM118 250H119V253H118ZM32 251H33V253H32ZM34 251L36 252V254H35ZM152 251H155V252H152ZM42 252H43V254L45 256L43 254H41ZM67 253H69V255ZM70 254L72 256L73 255L74 256L72 257ZM102 254L103 255L105 254V255L103 256ZM119 254H120V256H119ZM256 254L258 255V257L256 256ZM75 255L79 257V258L77 257L79 259V261L75 257ZM158 256H159V258H158ZM174 256L176 258H174ZM86 257H87V259H86ZM91 257H93V258H91ZM219 257L222 258V259H220ZM69 258H70V261H69ZM140 258H142V259H140ZM173 258H174V260H172ZM83 259H85L87 261L85 262V260H83ZM111 259H112V261H110ZM122 259H123V262H122ZM158 259H160V260H158ZM71 260L73 261V263H72ZM144 260H146V261H144ZM205 261H206V263H205ZM208 261H209V263H207Z\"/></svg>", "mask_w": 264, "mask_h": 264}, {"label": "bare ground", "instance_id": "2", "mask_svg": "<svg viewBox=\"0 0 264 264\" xmlns=\"http://www.w3.org/2000/svg\"><path fill=\"white\" fill-rule=\"evenodd\" d=\"M33 0H26V1H24L23 2V4L25 5L24 7H25V10L27 11V10H29V8L31 9V10H29V11H27V13L28 14H26V16L28 15V16H30L31 14H33V13H31L32 12V10L34 11V8L32 9V7H33V2H32ZM204 1V0H203ZM20 2H22V0L20 1ZM45 2V1H44ZM43 2V3H44ZM253 3V1L252 0H250V5ZM19 4V3H18ZM23 4H20V6L22 5V7H23ZM161 4V3H160ZM35 5V4H34ZM164 5V4H163ZM168 5H170V4H168ZM129 6H131V5H129ZM147 6V5H146ZM5 7V6H4ZM154 7V6H153ZM171 7V6H170ZM173 7V6H172ZM176 7V6H175ZM196 7V6H195ZM37 8H39L38 6H37ZM145 8V7H144ZM159 8H160V6H159ZM167 8V7H166ZM169 8V7H168ZM167 8V9H168ZM174 8V7H173ZM190 8V7H189ZM188 8V9H189ZM2 9V8H1ZM128 9V8H127ZM139 9H141V8H139ZM150 9V8H149ZM158 9V8H157ZM171 10H172V8H170ZM126 10V9H125ZM130 9H128V11H129ZM142 10H143V8H142ZM147 10H148V8H147ZM151 10V9H150ZM161 10V9H160ZM165 10L166 9H164V11L163 12H165ZM169 10V9H168ZM170 10V11H171ZM198 10V9H197ZM16 11V10H15ZM36 11V10H35ZM156 11V10H155ZM187 11V10H186ZM8 13H9V11H7ZM7 12H4V13H6L4 16L5 17H7ZM11 12H13L12 10H11ZM154 12V11H153ZM191 12V11H190ZM3 13V12H2ZM2 13H0V14H2ZM29 13H31V14H29ZM125 13H127V11H125ZM155 13V12H154ZM154 13H151V14H154ZM160 13V14H159ZM157 12V16H158V14L161 16V14H162V11H160V12ZM184 13V12H183ZM192 13V12H191ZM14 14V13H13ZM124 14V13H123ZM3 15V14H2ZM11 15H12V13H11ZM19 15H21V14H19ZM19 15H12V16H19ZM22 15H23V13H22ZM21 15V16H22ZM34 15V14H33ZM36 15V14H35ZM128 15V14H127ZM155 15V14H154ZM162 15H164V13L162 14ZM3 16V18H5ZM24 16V15H23ZM26 16H24V17H26ZM122 16V15H121ZM159 16V17H160ZM197 16V15H196ZM32 17V16H31ZM128 17V16H127ZM130 17V16H129ZM149 17V16H148ZM28 18V17H27ZM198 18H200V17H198ZM7 19H10V18H8L7 17ZM21 19H22V17H21ZM24 19V18H23ZM124 19V18H123ZM126 20V21H125ZM13 21V20H12ZM11 20H9V24H7L8 26L9 25H12L13 24V22H12ZM16 21V20H15ZM125 21V22H124ZM124 21H122V22H124V24L128 21V19H124ZM148 21V20H147ZM159 21H161L160 19L158 20V22ZM164 21V20H163ZM162 21V22H163ZM168 21V20H167ZM181 21H182V19H181ZM6 22V21H5ZM162 22H160V23H162ZM169 22V21H168ZM177 22V21H176ZM179 22H180V20H179ZM187 22V21H186ZM189 22V21H188ZM191 22V21H190ZM194 22V21H193ZM12 23V24H11ZM20 23V22H19ZM121 23V22H120ZM139 23V22H138ZM164 23V22H163ZM185 24L184 22H181V23H179V25L180 24ZM126 24H129V22H127ZM133 24H134V22H133ZM159 24V23H158ZM6 25V26H7ZM132 25V24H131ZM142 25V24H141ZM170 25V24H169ZM179 25H175L176 27L177 26H179ZM15 26V25H14ZM22 26V25H21ZM122 26H123V24H122ZM126 26V25H125ZM128 26V25H127ZM127 26H126V31H127ZM143 26V25H142ZM161 26V25H160ZM182 26H184V25H182ZM10 27V26H9ZM20 27V26H19ZM68 27V26H67ZM8 28V27H7ZM62 28V27H61ZM144 28V27H143ZM146 28V27H145ZM144 28V29H145ZM185 28H187V25L185 26ZM196 28V27H195ZM5 29V28H4ZM3 29V30H4ZM19 29V28H18ZM23 29V28H22ZM141 29V31H142V28H140ZM143 29V30H144ZM165 29V28H164ZM182 29V28H181ZM3 30H1L0 29V32L1 31H3ZM57 30V29H56ZM129 30L130 29H128V32L127 33H129ZM168 30V29H167ZM172 30V29H171ZM175 30V29H174ZM179 30V29H178ZM183 30V29H182ZM6 31V30H5ZM4 31V32H5ZM122 31V30H121ZM126 31H123V35H124V33H126ZM141 31L139 30V32L141 33ZM177 31V30H176ZM184 31V30H183ZM190 31V30H189ZM198 31V30H197ZM10 32H12V31H10ZM135 32V31H134ZM139 32H137V33H139ZM144 32V31H143ZM142 32V33H143ZM139 33V34H140ZM163 33V32H162ZM168 33V32H167ZM172 33V32H171ZM174 33L175 32H173L172 34L174 35ZM191 33V32H190ZM197 33V32H196ZM12 34V33H11ZM135 34V33H134ZM151 34V33H150ZM155 34V33H154ZM169 34V33H168ZM171 34V35H172ZM178 35H182V34H185V33H183V32H181L180 31V33H177ZM1 35V34H0ZM3 35H5V34H3ZM111 35V34H110ZM123 35H121V36H123ZM138 35V34H137ZM191 35H192V33H191ZM5 36H7V35H5ZM5 36H4V38H5ZM13 36V35H12ZM52 36V35H51ZM136 36V35H135ZM158 36V35H157ZM139 37V36H138ZM137 37V38H138ZM171 37V36H170ZM170 37H169V39H170ZM177 37V36H176ZM182 37V36H181ZM180 37V38H181ZM186 37H188V36H186ZM185 37V38H186ZM16 38V37H15ZM27 38V37H26ZM66 38V37H65ZM68 38V37H67ZM108 38V37H107ZM111 38H113L112 37V35H111ZM111 38H110V40H111ZM120 38V37H119ZM118 38V39H119ZM122 38V37H121ZM120 38V39H121ZM124 38H126L125 36H124ZM180 38H176L177 39V41L180 39ZM202 38V37H201ZM8 39V38H7ZM19 39V38H18ZM106 39V38H105ZM109 39V38H108ZM117 39V40H118ZM127 39V38H126ZM23 40V39H22ZM20 41V42H23V41ZM140 40V39H139ZM138 40V41H139ZM173 42H174V40L173 39H171ZM105 41V40H104ZM124 40H123V38H122V41L121 42H123ZM153 41V40H152ZM158 41H160V40H158ZM172 41L171 42H169L170 44L172 43ZM191 41V40H190ZM101 42H102V40H101ZM126 42V41H125ZM130 42V41H129ZM168 42V41H167ZM183 42V41H182ZM185 42V41H184ZM183 42V43H184ZM111 43H113V41L111 42ZM169 43H168V45H169ZM174 43H176V42H174ZM174 43H172L173 45H176V44H174ZM179 43V42H178ZM110 44V43H109ZM123 44H125L126 45V43H123ZM144 44V43H143ZM16 45H17V43H16ZM115 45V47L118 45H116V43L114 44ZM166 45V44H165ZM178 45H180V43L178 44ZM184 44H182L181 46H183ZM188 45H190V43L188 44ZM188 45H185V48L187 47L188 48ZM110 46V45H109ZM152 46V45H151ZM151 46H150V48H151ZM177 46V45H176ZM180 46V47H181ZM149 47V46H148ZM171 47H172V45H171ZM174 47V46H173ZM192 47H193V45H192ZM191 47V48H192ZM15 48V47H14ZM108 48V47H107ZM118 48H120V46L118 47ZM118 48H116V52H117V50H118ZM122 48V47H121ZM137 48V47H136ZM139 48V47H138ZM168 47H167V45H166V49H167ZM170 48V47H169ZM175 48H177V50H178V47H175ZM186 48V49H187ZM194 48V47H193ZM193 48H192V50H193ZM165 49V50H166ZM180 49V48H179ZM190 49V48H189ZM109 50V49H108ZM114 50V49H113ZM147 50V49H146ZM168 50V49H167ZM175 49L173 48V50H172V48L169 50V52L170 53H165V51H161V49H160V51L162 52L161 54H160V56H158L159 58H160V60L159 61H161L162 63H164V65H165V67H163V68H160V66H161V64L159 63V62H157L158 60L157 59H159L157 56V65H158V63H159V65H158V68L157 69H161L162 71H163V69H164V71L166 70V72H165V76H162L164 79L163 80H165V77H166V79H170V75H171V81L173 82L175 79L174 78H172L173 77V73H171L170 71V75L167 77L166 76V73H167V71H168V68H166L167 66H170L171 68H175L176 67V65H175V63H174V61H172V58H175V62H176V64H177V59H179L180 57H182L181 55H179L180 57L179 58H177L176 59V56L174 55V51ZM110 51V50H109ZM114 51V52H115ZM139 51V50H138ZM145 51V50H144ZM180 51V50H179ZM187 51H188V49H187ZM191 51V50H190ZM204 51V50H203ZM124 53H126V51L124 50L123 51ZM142 52H143V50H142ZM153 52V51H152ZM157 52H159V49H158V51ZM156 52V53H157ZM164 52V53H163ZM181 52V51H180ZM108 53V52H107ZM113 53V52H112ZM177 53H179V52H177ZM206 53V52H205ZM215 52H213V54H214ZM159 54V53H158ZM180 54V53H179ZM208 54H210V53H208ZM207 54V55H208ZM113 55H115V53H113ZM127 55V54H126ZM129 55V54H128ZM134 55V54H133ZM141 55H143V54H141ZM147 55V54H146ZM218 54H216V56H217ZM102 56V55H101ZM100 56V57H101ZM118 56H120V55H118V53H117V56L115 55V57H117V59H120L121 60V58L119 57L118 58ZM130 56V55H129ZM137 56V55H136ZM135 56V57H136ZM170 57L171 58V60L170 59H167V57ZM172 56V57H171ZM187 56V55H186ZM194 56V55H193ZM192 56V57H193ZM209 56V55H208ZM215 56V55H214ZM219 56L221 57V55H218L217 56V58L215 59L213 56H209L210 58L211 57H213V58H211V59H208V60H206V59H200L199 57V60H198V63H197V67H195L194 65H188V63H187V65H188V67H186V70H185V76H184V74H182L185 78L183 79V80H185V83H186V85L187 86H185V85H183V81L181 82L182 84H180V86L182 87V85L183 86H185L184 88H185V90H186V87H187V92H186V94H185V92L184 93H182L183 95L185 94V99L184 100H181V102H182V104H181V106L179 105L178 106V104L179 103H174L173 105H177V106H174L173 108H175V110L177 109V107H178V109H177V111H176V113L178 114V115H176L175 117L173 116V114H176V113H172V112H175V111H171L170 109H167L166 111L164 110L163 111V109H161V107L162 108H164V105H161V107H159L161 110V112H162V115H161V113H160V115L162 116H160V118H159V120H157L158 118L157 117H159L158 116V113L157 112H160V111H157L156 110V107L155 106H153L154 108V110H153V112H155V115H157L156 116V118L155 119H153V120H149V119H147V117H145V118H143L142 117V120H141V122L139 121V123H141L140 124V128H137V125L136 124H138V127H139V123L137 122L136 124H135V121H134V124H130V122L128 121V119H127V115H128V113H130L129 112V110H131V106H130V108H129V105L130 104H128V108H126L127 106H125L124 107V105L127 103V99H125V101L126 102H124L125 104H123V107L121 106H119V104H118V107L117 106H115L114 105V103H116L115 101H118V98L116 97V95L117 94H119L120 92L118 91V90H116V91H118V92H114L116 95H115V98H117V100H113V97H109V92H110V89L109 90H107L106 91V93L105 94H100V95H105L104 96V98H105V100H106V98L108 99V101L107 102H103V101H105V100H103V99H101V100H103V101H101V100H99L100 98H102V96H100L99 94V97H98V101H96L95 102V100L94 99H91L92 97H93V95H96V93L97 92H102V91H105L104 90V88L106 89V87H104L103 88V86H102V79H103V77H104V75H106V72L108 73V71L110 70V69H112L111 67L109 68L108 66H106L105 64H104V67L106 66L107 68H108V71H105V70H103V69H98L99 71V74H98V72H97V74H98V76L95 78V80L94 81H92L93 79L92 78H94L93 76H95L94 74H93V76H92V80H90V78H88V79H86V80H90L91 81V83H93L92 85H91V83L88 85V81H87V84H86V82L85 81H83V82H85L84 84H85V86H84V84H83V86L84 87H86V89H88L87 88V86L86 85H88V86H90L91 87V91L89 92H87L88 93V95H86L85 96V98H86V100L84 101V102H79V103H81V107H79V111H78V113L79 114H77L76 116H79V119H78V121L76 120V118H75V123H72L73 121H74V117L73 118H71L70 116H69V114H71V115H74L73 114V111H74V109L75 108H78L77 106L74 108V109H72L73 111H70V113L68 114L67 113V111H62V108H65V106L63 105V107L62 106H60V108H59V101H56V102H53L55 99L53 98L52 99V101H50L49 103L51 104V102H52V104L54 103H56V104H59V105H51V107H57L58 106V108L59 109H57L54 113L52 112V111H49V110H51L50 108H49V110H48V108L46 109V112H52V114H48V115H46L45 117H43V115H42V117H40V116H36V113H34L35 115H33L32 113H31V116H36L35 118L34 117H32V118H34V120L32 121V120H28V121H23L22 120V122L20 123V119H21V117H20V119H19V117L17 116L15 119H19V120H15V119H12L10 116H16V115H14L13 114V109H12V111H11V113H12V115H11V113L9 114L10 116H7V115H4V116H6V119H7V117H9L10 119H8L7 121L8 122H10V124L12 123L11 122V119L12 120H14V121H16L17 123H19L18 125H16V123H15V126H19L20 125V127H21V129H22V131H19L18 129H20L19 127H14L13 126V130H8V131H6L7 129H9V128H11V127H6L5 125H4V123H3V125L6 127H4V126H2L1 124H0V126L1 127H3V129L1 128L0 129V133H1V135H0V215H1V218L2 217H4V216H2V215H4V214H6L7 212H13V210L15 211V209L16 208H18V206H15L14 207V205L16 204V203H18V202H16L17 200V196L18 197H22L23 199H24V195H26V194H28L29 193V191H31V190H28V187H29V185L28 184H30V183H28V180H29V177H31L30 179H32V178H34L33 176H30V174H29V172H27V175H25L23 172H22V170H18V167H19V163L21 164V168H24L25 169V167H27L28 168V166L30 165L31 166V163H55L56 161H58V160H60L61 158H62V152H64L63 150H64V148L65 149H67L66 147H63V142H65L64 141V139H65V131H63V127H65L66 126V122L67 123H72V128L70 129L71 130V132H73V130H74V132L75 133H77V135L79 134L80 136H79V138L80 139H78L79 140V152H83L84 153V156H86L87 157V161H90L89 163V168L88 169H85V168H87V166L84 164V166L82 165L81 167H82V169H81V167H74V168H71V167H69V169H72V170H70L72 173L73 172H81V179L79 180V179H77L78 178V176H77V178H74V182H72V183H75V180L77 181V180H79V181H81L80 183H78V185H82V186H85V184H86V186H89V189H90V191L86 188V191L84 190V192L86 193V194H89V192L90 193H93V194H96V195H98L99 197L101 196V200L99 199L98 201H96V202H94V201H89V196H90V194H89V196L88 197H85L86 195L84 194V195H82L84 198H81L80 197V201H78L79 200V196H78V194L76 195V197L74 196V198L75 199H77V201L79 202V206H76V207H72V208H75V210H77L78 209V213H81V212H79V211H82V213H84V215L82 216L81 214H79L78 215V213H77V211L75 212V215H73L72 213H70V214H72V215H69L70 217H68V216H66V217H68V218H70L69 219V222H67L68 224H67V226H66V223L63 221V223L65 224H62L61 223V226H60V224H59V228L60 227H63V225L64 226H66V228L67 227H69V228H71L72 229V232H73V234H74V236H76L75 234L76 233H74V231L73 230H76V231H78V229L79 228H81V227H83V228H90V229H87L86 231L88 232V230H91V227L92 226H94V227H99V225L100 224H104L105 222H108V219L109 218H107V216H108V212H109V210H108V207H109V205H110V201H112V199L110 200V198H112L113 197V195H112V197H110L111 195L109 194L110 192H111V194L113 193L112 191H114V190H110V192H109V182L110 183H112L113 184V182L112 181H110L109 180V177H111L112 176V178H113V175H111V173H113L114 174V177H115V173H116V171H117V169H115V172H113L114 171V169H112V171L110 170V174H109V162H111L114 158H112V156L114 157V155H113V153L114 154H116L117 152H114V149L115 148H113L112 149V147H111V144L112 143H114L113 141H117L115 144H119L120 143V145H117V146H121L122 147V145H121V143H123V144H126L125 146H126V149H127V147H130L129 146V144L131 145V143H129V141H128V138L126 139V138H124L125 136H126V134H127V137L128 136H130V137H132L133 136V133H135L137 130L139 131V132H137L138 133V135H139V139H137V137H136V141H138V140H143L144 141V147H146V149H144V151L143 152H145V150H146V154H147V152H148V155L149 156H151V158L153 159H155V157H154V154H155V156L157 155L156 153H152L153 152V149L152 148H150V147H147L150 143H148V142H152L153 141V143H155V142H157V144H160V143H158V140L156 141L155 140V138L156 139H158L159 138V140H160V137H161V135H164L163 137L165 138V136H167L168 137V140L166 139V142H164V143H162V145L165 147V146H167V147H169L170 149L172 148L171 146L174 144V142H173V144L171 145V140L173 139V137H172V134L174 133V132H177V133H179L178 135L176 134V135H174L175 137L177 136V137H180V140L179 141H183V142H185L186 143V141L188 140V137L190 138V136L192 135H190L189 133L190 132H192L193 130H194V128L193 129H191L192 131H190L189 129H188V131H189V133H188V131L186 130V132L190 135V136H186V133L184 134V136H186L187 138H183L182 136H183V133L182 134H180V132H178V130L180 129V128H182V130H183V127L185 128V129H187L186 128V124L185 123H187V125L189 124L187 121L188 120H186V119H183L185 116H186V114H185V116L183 115V118H182V116L180 117V115H181V111H183V109H184V106L185 107H187V102L188 101H190V97L192 96L193 98H194V100H193V103H192V105L191 104H189V105H191L190 106V109H192L193 108V106L194 107H197V108H199V109H204L207 105H209L207 108H213V107H216L217 109L219 108V109H221L222 111H224V109L223 108H221V107H223L224 105H223V102H224V97L226 96V95H223V93L224 92H226L227 90L229 91V89L235 84V81H236V79H237V76H236V73L234 72V71H232V70H227V69H224V67H220V66H223V65H220L221 63H223L224 62V59H223V57L222 58H219ZM107 57V56H106ZM139 57V56H138ZM143 57V56H142ZM197 57V56H196ZM209 57H205V58H209ZM102 58V57H101ZM109 58V57H108ZM107 58V59H108ZM182 58H184V57H182ZM182 58H180V60H179V62L181 61V59ZM87 59V58H86ZM103 59H104V61L103 60H101L102 61V63L104 62H110V58L108 59L109 61H105V59L106 58H104L103 57ZM129 59H130V57H129ZM195 59V58H194ZM137 60V59H136ZM136 60H134V61H136ZM172 61V62H170V61ZM177 60V61H176ZM183 60V59H182ZM184 60H185V58H184ZM186 60H187V57H186ZM196 60H197V58H196ZM67 61V60H66ZM70 61V60H69ZM113 61V60H112ZM111 61V62H112ZM129 61V60H128ZM169 61V62H168ZM187 61H190V63H191V60H189V58H188V60ZM187 61H185V62H187ZM31 62V61H30ZM111 62L109 63V64H111ZM129 62H131V61H129ZM133 62V61H132ZM147 62V61H146ZM183 62V61H182ZM181 62V63H182ZM193 62V64L195 63L194 61H192ZM88 63V62H87ZM101 63V62H100ZM100 63H97V64H100ZM113 64H115L116 63V61H114V62H112ZM118 64H119V62H117ZM116 63V64H117ZM126 63H128L127 61H126ZM92 64V63H91ZM108 64V63H107ZM115 64V65H116ZM121 64V63H120ZM139 64V63H138ZM179 64V63H178ZM183 64V63H182ZM186 64V63H185ZM184 64V65H185ZM192 64V63H191ZM89 65V64H88ZM96 65V64H95ZM94 65V66H95ZM115 65H113V66H115ZM122 65V64H121ZM120 65V66H121ZM124 65H126V64H124ZM128 65H129V68H133L134 66H133V64H132V67H130L131 66V64H127V67H128ZM180 65L181 64H179V65H177V66H179V68H180ZM186 65V66H187ZM220 65V66H219ZM4 66V65H3ZM6 66V65H5ZM24 66V65H23ZM30 66V65H29ZM90 66V65H89ZM88 66V67H89ZM112 66V65H111ZM112 66V67H113ZM162 66H163V64H162ZM182 66V65H181ZM98 67H102L101 66V64L100 65H98ZM97 67V68H98ZM126 67V66H125ZM184 67V66H183ZM3 68V70H4V67H2ZM2 68L0 67V69L2 70ZM93 68V67H92ZM97 68H96V70H97ZM106 68V69H107ZM116 68H117V65H116ZM118 68H119V66H118ZM122 68H124V67H121L120 68V70L119 71H121L122 70ZM5 69H6V67H5ZM87 69V68H86ZM89 69V68H88ZM128 69V68H127ZM126 68L124 69V71L125 70H127ZM141 69V68H140ZM181 70H182V67L180 68ZM184 69H185V67H184ZM231 69V68H230ZM84 70V69H83ZM82 70V71H83ZM92 70V69H91ZM94 70V69H93ZM113 70V74H114V70H116V69H112ZM128 70H130V69H128ZM132 70V69H131ZM139 70V69H138ZM170 70V69H169ZM14 71V70H13ZM119 71H118V69H117V72L119 73ZM123 71V72H124ZM133 71V70H132ZM157 71H159V70H157ZM163 71V72H164ZM182 71H184V70H182ZM1 72V71H0ZM77 72V71H76ZM75 72V73H76ZM86 72V71H85ZM110 72V74L112 75V73H111V70L109 71ZM122 72V71H121ZM122 72V73H123ZM125 72H127V71H125ZM124 72V73H125ZM178 72H179V70H178ZM83 73V72H82ZM124 73L123 74H121L122 76L124 75ZM128 73H130V72H128ZM128 73L127 74H125V76H128ZM152 73V72H151ZM159 73H161V72H159ZM68 74H70V73H68ZM88 74V73H87ZM109 74V73H108ZM120 74V73H119ZM118 74V75H119ZM164 73H162V75H163ZM176 74V73H175ZM174 74V75H175ZM74 75V74H73ZM79 75V74H78ZM78 75H76V76H78ZM121 75H120V77H121ZM130 75H131V73H130ZM6 76V75H5ZM51 76H53V75H51ZM114 76H116V75H114ZM160 76V75H159ZM176 76V75H175ZM174 76V77H175ZM20 77V76H19ZM81 77V76H80ZM107 77V76H106ZM106 77H104V78H106ZM109 77V76H108ZM118 77V79L120 78L119 76H117ZM150 77H152V75L150 76ZM177 77V76H176ZM175 77V78H176ZM179 77V76H178ZM15 78V77H14ZM51 78V77H50ZM69 78V77H68ZM84 78V77H83ZM110 78V77H109ZM111 78H113V76L111 77ZM110 78V79H111ZM157 78H159V77H157V75H156V79ZM160 78H161V76H160ZM181 78V77H180ZM260 80L258 81V83L260 82V81H264V79H263V76H262V74H260ZM258 78V79H259ZM114 79V78H113ZM123 79H125L124 81L125 82H127V79L128 78H122V80H121V82L123 81ZM150 79V78H149ZM148 79V80H149ZM154 79V78H153ZM174 79V80H173ZM65 80H67V78L65 79ZM83 80V79H82ZM152 80V79H151ZM155 80V79H154ZM161 80V79H160ZM52 81V80H51ZM50 81V82H51ZM54 81V80H53ZM52 81V82H53ZM56 81H58V80H56ZM74 81V80H73ZM107 81V80H106ZM115 81V80H114ZM150 81V80H149ZM156 81H158V80H156ZM154 82L153 83V80H152V83H151V85L150 86H147V87H145V88H148V87H150V89H152V90H156L157 88H151V86H152V84L154 85H156V83L157 82ZM162 81V80H161ZM160 81V83H159V81H158V83H159V86H160V88L159 89H161L162 87H163V89H161L164 93L163 94H167L166 96L165 95H162V96H160L161 97V99H162V97L163 96H165V97H167L168 96V92L166 93L165 91H166V89H168V90H173L172 88L174 87V86H176V87H174V88H177L178 86H177V84L178 83H176V82H179V81H177V80H175L174 81V85H171L170 83L168 84V82H171V81H169V80H167L168 82H167V85L166 84H163L162 82H164V83H166V80L165 81H162L161 82ZM55 82V81H54ZM64 82V81H63ZM79 82H80V79H79ZM109 81H107V83H108ZM125 82H123L124 84H123V86L124 87H121V84H119L118 86H117V88H119V87H121L123 90H124V88H125V94L124 95H126V97L128 96V94H129V90H126L127 89V86H126V84H125ZM132 82V81H131ZM141 82H142V80H141ZM140 82V83H141ZM32 83V82H31ZM55 83H57V82H55ZM82 83V82H81ZM175 83H176V85H175ZM258 83H257V85H258ZM262 83V82H261ZM69 84H70V82H69ZM114 84V83H113ZM130 84V83H129ZM133 84V83H132ZM147 84V83H146ZM161 84V85H160ZM162 84L163 85H166V87L168 86V85H171V86H173L172 88H169V86L166 88L165 86H162ZM191 84H193V86L195 87V88H192V86H190ZM110 85H111V81H110ZM115 85H116V83H115ZM128 85V84H127ZM131 85V84H130ZM154 85V86H155ZM256 85V84H255ZM16 86V85H15ZM64 86V85H63ZM68 86V85H67ZM66 86V87H67ZM80 86V85H79ZM112 86V85H111ZM133 86V85H132ZM132 86L130 87V86H128L129 87V89H132ZM134 86H135V83H134ZM138 86V85H137ZM136 86V87H137ZM156 86H158V85H156ZM155 86V87H156ZM37 87V86H36ZM58 87V86H57ZM89 87V88H90ZM113 87V86H112ZM139 87V86H138ZM166 89H165V88ZM180 87V88H181ZM190 89H189V88ZM59 88V87H58ZM76 88H77V86H76ZM81 89H83V87H80ZM114 88V87H113ZM133 88H135V87H133ZM140 88V87H139ZM183 88V87H182ZM181 88V89H182ZM252 88V87H251ZM255 88V87H254ZM15 89H17L16 91H18V88H15ZM29 88H25V89H22V90H26V92H28L29 93V91H27ZM34 89V88H33ZM115 89V88H114ZM178 89V88H177ZM192 89V90H191ZM220 89V90H219ZM21 90V91H22ZM38 90V89H37ZM59 90V89H58ZM67 90V89H66ZM79 91V88H77L76 90H74V92L75 91ZM84 90H85V88H84ZM84 90H82V91H84ZM97 90H99V91H97ZM120 90V89H119ZM123 90H121V92H123ZM133 90V89H132ZM138 90V89H137ZM140 90V89H139ZM138 90V91H139ZM152 90H150L151 92H153ZM161 90H160V92H161ZM175 90V89H174ZM184 90V89H183ZM253 90V89H252ZM252 90H250V91H252ZM15 91V90H14ZM16 91H15V94H17L18 96H20V99H21V97H22V95H24V94H26V92H24V94L22 93V94H20L19 95V93L17 92L16 93ZM35 91V90H34ZM41 90H39V92H38V94H40V93H42V95L41 96H46L45 94H43V92L41 91ZM129 91V92H128ZM133 91H135V90H133ZM178 91H179V89H178ZM177 91V92H178ZM182 90H180V92H181ZM219 92L218 94L220 95V98H218L217 100H215V101H213V97H212V94L213 93H215V92ZM255 91V90H254ZM258 91V90H257ZM5 92V91H4ZM20 92V91H19ZM53 92V91H52ZM56 92H57V90H56ZM60 92H61V90H60ZM71 92V91H70ZM84 92H86V91H84ZM96 92V93H95ZM128 92V93H127ZM143 92V91H142ZM145 94H147L148 95V93H150L149 95L151 96H153V93L155 92H153V93H151V92H149V90L147 91L146 89H145ZM148 92V93H147ZM159 91L157 90L155 93L157 94ZM172 92H174V91H172ZM183 92V91H182ZM248 92H249V90H248ZM6 93V92H5ZM4 93V94H5ZM10 93V92H9ZM36 94H37V91L35 92ZM78 93V92H77ZM81 91L79 92V95L78 94H76L77 96H82V94H84L83 92L81 93ZM104 93V92H103ZM112 93V92H111ZM127 93V94H126ZM144 93V92H143ZM154 93V94H155ZM171 92L169 91V94H170ZM175 94H177L176 93V91L174 92ZM174 93H171L167 98H168V100H167V98H166V100L165 101H161L162 103H164L166 106L167 105H169L170 104V102L172 101V102H176L175 100H174V97H175V99H177V96H174L173 94ZM239 94H238V97H236L235 99H236V101H237V99H239L240 101L241 100H244L245 99V97H246V99H248L247 98V96H248V94L246 93V92H243L242 90L240 91V92H238ZM250 93V92H249ZM3 94V93H2ZM35 94V95H36ZM47 94V93H46ZM58 94H60V93H58ZM69 94V93H68ZM74 94V93H73ZM86 94V93H85ZM113 94V93H112ZM133 94V93H132ZM132 94H129V96L127 97V98H129V97H132L131 95ZM145 94H143V95H145ZM155 94V96H157V98H158V95H160V93H158L157 95ZM178 94H179V92H178ZM177 94V95H178ZM225 94V93H224ZM227 94V93H226ZM9 95V94H8ZM12 95V94H11ZM33 95V94H32ZM39 95V96H40ZM134 95V94H133ZM147 95H145L144 97L145 98H148L149 96H147ZM4 96V95H3ZM26 96V95H25ZM37 96V98H38V95H36ZM68 96V95H67ZM112 96V95H111ZM118 96V95H117ZM135 97L137 96V94L136 95H134ZM147 96V97H146ZM174 96V97H173ZM228 96V95H227ZM7 97V96H6ZM6 97H3L2 98V96L0 97V99L2 98V99H4V98H6ZM24 97V96H23ZM22 97V99H24ZM73 97V95L70 97V98H72ZM119 97V96H118ZM143 97V98H144ZM154 97V96H153ZM160 97L158 98V101H159V99H160ZM170 97H171V99H173V100H170ZM173 97V98H172ZM229 97V96H228ZM264 97V96H263ZM42 98V97H41ZM81 98V97H80ZM85 98H83V100L85 99ZM95 98V97H94ZM109 98H112V99H109ZM120 99L121 98H123L122 97V94H121V97H119ZM139 98H140V96L138 95V100H139ZM180 98H182V97H180ZM179 98V99H180ZM231 98V97H230ZM18 99H19V97H18ZM19 99V100H20ZM27 99V98H26ZM26 99H24L23 101H25ZM44 99V98H43ZM90 99H91V101H90ZM96 99V98H95ZM120 99H119V101L118 102H121L122 100H124V99H122L121 101H120ZM136 99V98H135ZM183 99V98H182ZM228 99V98H227ZM5 100V99H4ZM3 100V101H4ZM7 100V99H6ZM45 100V99H44ZM71 100V99H70ZM97 100V99H96ZM137 100V101H138ZM141 101H142V99H140ZM140 100H139V102H138V104H137V101H136V105H134L135 106V108H134V106H132L134 109H135V112L134 111H132V113H135V114H133V115H135V117L136 116H138V114H140V112H141V109L144 111V114H146V112H148V111H146L149 107H151V109H152V104H151V101L153 100V98H152V100L151 101H148V100H146V102H145V100H144V102L146 103L145 105H146V107H142L141 108V106H142V102H140ZM264 100V99H263ZM23 101H17V102H19V104H21L19 107L20 108H22L23 106H24V103L25 102H23ZM32 101H33V99L31 100V103L29 104V98L27 99V102H28V105H32ZM39 101H40V99H39ZM46 101V100H45ZM76 102H77V100H75ZM81 101V100H80ZM94 101V102H93ZM129 101H131V100H129ZM156 101H157V99H156ZM180 100H178V102H179ZM245 102H247L246 100H244ZM260 101V100H259ZM20 102H23V103H20ZM26 102V103H27ZM36 102V101H35ZM41 102V101H40ZM70 102V101H69ZM114 102V103H113ZM144 102H143V106H145L144 105ZM192 102V101H191ZM214 102H215V104H214ZM229 102L231 103V105H232V103H235L236 104V102H234V100L233 99H231V100H229ZM238 102V101H237ZM251 102V101H250ZM264 102V101H263ZM5 103V102H4ZM9 103V102H8ZM7 103V104H8ZM25 103V104H26ZM34 103V102H33ZM46 103L48 104V101H46ZM75 103V102H74ZM129 103V102H128ZM148 103H150L151 104V106H147V104ZM153 103V102H152ZM157 103H159V102H157ZM162 103H160V104H162ZM225 103V102H224ZM241 103H243V101L241 102ZM70 104H72V102H70ZM78 104V103H77ZM116 104V105H117ZM121 104V103H120ZM121 104V105H122ZM132 104H135V102L134 103H132ZM194 104H196V106L194 105ZM229 104V103H228ZM10 106H8V105H3L2 104V107H3V110H5V107L9 110H11V108H14V111H15V109L17 108H15V106L14 105H12V106H14V107H12L11 106V104H9ZM34 105V104H33ZM32 105V106H33ZM37 105V104H36ZM44 105V104H43ZM171 105V104H170ZM169 105V106H170ZM247 105V104H246ZM1 106V105H0ZM8 106V107H7ZM45 106H46V104H45ZM44 106V107H45ZM158 106V105H157ZM165 106V107H166ZM169 106H167L168 108H169ZM172 106V105H171ZM229 106V105H228ZM234 106V105H233ZM242 106H244V105H242ZM1 107V108H2ZM9 107H11V108H9ZM34 107H36V106H34ZM38 108H39V106H37ZM247 107V106H246ZM24 108H25V106H24ZM24 108H22V109H24ZM26 108H27V106H26ZM33 108V107H32ZM32 108H31V110H32ZM147 108V109H146ZM158 108V107H157ZM207 108H205L206 110H207ZM30 109V108H29ZM34 109V108H33ZM35 109H37V108H35ZM45 109V108H44ZM56 109V108H55ZM66 109H70V108H67L66 107ZM165 109V108H164ZM186 109V108H185ZM184 109V110H185ZM198 109V110H199ZM227 109V108H226ZM7 110V111H8ZM20 110V109H19ZM48 110V111H47ZM78 109H76L74 112H76ZM133 110V109H132ZM159 110V109H158ZM193 110V109H192ZM194 110H196V108H194ZM210 110V109H209ZM26 111H27V109H26ZM53 111H54V109H53ZM146 111V112H145ZM188 111V110H187ZM221 111V112H222ZM229 111V110H228ZM227 111V112H228ZM243 111V110H242ZM8 112H10V111H8ZM22 112H24V111H22ZM41 112H42V110H41ZM72 112V113H71ZM128 112V113H127ZM150 112H152V111H150ZM150 112H148L147 113V116H148V118L149 117H151V116H149V115H151L152 113H150ZM165 112L168 114V113H172L171 114V116L170 115H165ZM192 112V111H191ZM200 112V111H199ZM198 112V113H199ZM202 112V111H201ZM208 112V111H207ZM214 112V111H213ZM234 112V111H233ZM251 112V111H250ZM15 113H16V111H15ZM19 113H21V112H19ZM30 113V112H29ZM67 113V114H66ZM132 113H131V115H132ZM142 113V112H141ZM150 113V114H149ZM157 113V114H156ZM189 113H190V111H189ZM193 113H194V111H193ZM206 113V112H205ZM216 113V112H215ZM243 113V112H242ZM3 114V113H2ZM23 114V113H22ZM143 114V113H142ZM144 114L142 115V116H144ZM149 114V115H148ZM207 114V113H206ZM205 114V115H206ZM244 114V113H243ZM1 115V114H0ZM141 115V114H140ZM139 115V117L138 118H141V116ZM154 114H152V116H153ZM202 114H200V116H201ZM242 115V114H241ZM30 116V117H31ZM105 116H106V118H105ZM146 116V115H145ZM167 116H169L170 118H168ZM197 116H199L198 114H196V115H194V117H197ZM199 116V117H200ZM224 116H226L225 115V113L223 112L222 114H219V113H216V114H213L212 116H211V118H210V124H208V125H210V126H208V127H210V128H213L212 126H214V124H217V123H219V121L222 119V117H223V120H224ZM255 116V115H254ZM68 117H70L71 119H73V121L71 120L70 121V118H68ZM135 117H134V120H135ZM190 117V116H189ZM198 117V118H199ZM137 118V117H136ZM172 118L174 119L175 118V121H177V122H173V120H172ZM180 118H182L183 120H181ZM186 118H188V114H187V117ZM205 119H207V116L206 117H204ZM229 118V117H228ZM1 120H2V117L0 118ZM5 119V120H6ZM66 119H69V121L68 120H66ZM177 119V120H176ZM190 119V118H189ZM205 119L202 121L201 120V122L204 124H206L207 123V121L206 122H204L205 121ZM234 119V118H233ZM66 120V121H65ZM139 120V119H138ZM179 120V121H178ZM186 120V121H185ZM193 122H196V123H198V121L199 120H197V118H193L192 117V119H191ZM191 120H189L190 122H191ZM65 122V123H64ZM201 122H199L200 124H201ZM63 123H64V126H63ZM129 124V126H127L128 124ZM131 123H133L132 121H131ZM192 123V122H191ZM194 124V125H197V124ZM261 123V122H260ZM73 124H74V126H73ZM83 124L84 125H86V126H88L87 128V131L86 130H84V126H83ZM200 124H198V126L200 125ZM204 124V125H205ZM13 125V124H12ZM126 125V126H125ZM218 125V124H217ZM226 125V124H225ZM234 125V124H233ZM69 126V124H67V127ZM192 126V125H191ZM197 126V127H198ZM193 127H195V126H193ZM14 128H16V130L14 131ZM189 128V127H188ZM191 128V127H190ZM205 128V127H204ZM207 128V127H206ZM210 128H209V132H211L212 131V129L210 130ZM227 128V127H226ZM261 134H264V123L262 122V126H261ZM5 129V131H4V133H3V131L2 130H4ZM65 129H66V127H65ZM140 129V130H139ZM184 129V130H185ZM196 129V128H195ZM198 129V128H197ZM231 129H233V128H231ZM69 130V129H68ZM67 129H66V131H68ZM69 130V131H70ZM213 130H214V128H213ZM227 130V129H226ZM19 131V132H18ZM195 131V130H194ZM74 132L73 133H71L72 135L71 136H69V138L70 137H73V134H74ZM150 134H149V133ZM185 132V131H184ZM213 132L214 131H212L211 133V135L213 136ZM226 132V131H225ZM70 133V132H69ZM232 133V132H231ZM110 134V135H109ZM218 134V133H217ZM222 134V133H221ZM74 135H76V134H74ZM76 135V136H77ZM113 135V136H112ZM135 135V134H134ZM150 135H151V139H150V141H149V138H150ZM195 135V134H194ZM211 135H208V136H211ZM110 136H112V137H110ZM261 136V135H260ZM259 136V137H260ZM75 137V136H74ZM158 137V138H157ZM162 137V138H163ZM170 137L172 138V139H170ZM191 137H193V136H191ZM124 138V139H123ZM133 138V137H132ZM163 138V139H164ZM183 138V139H182ZM208 138V137H207ZM210 138V137H209ZM73 139V138H72ZM72 139H69V142L67 141V144L66 145H68V143H70V142H72ZM76 139H77V137H76ZM176 139V138H175ZM174 139V141H175V143H177L176 141H178V140H175ZM182 139V140H181ZM184 139H186L185 141H184ZM66 140V139H65ZM68 140V139H67ZM129 140H130V138H129ZM132 140V139H131ZM152 140V141H151ZM77 141V140H76ZM143 141H141L139 144H141ZM155 141V142H154ZM165 141V140H164ZM74 142V141H73ZM135 142V141H134ZM160 142V141H159ZM161 142H162V140H161ZM182 142V143H183ZM192 142V141H191ZM66 143V142H65ZM65 143H64V146H66L65 145ZM127 143H128V145H127ZM138 143V142H137ZM165 143H167L166 145H164ZM178 143H180V142H178ZM258 143H259V138H256L255 140H253L252 142H250L249 144H248V147H247V151H251V153H252V150H254L255 149V159H254V161L256 160V163H258L259 165L261 164V162L264 160V159H262V153L260 154V153H258L257 151L258 150H256V148H257V146H258ZM71 144V143H70ZM134 144V146H136L137 145V150H138V145L139 144H135V143H133ZM132 144V145H133ZM156 144V145H157ZM184 144V143H183ZM188 144V143H187ZM208 144V143H207ZM71 145H73V144H71ZM70 145V146H71ZM131 145V146H132ZM146 145V146H145ZM155 145V144H154ZM190 145V144H189ZM76 146V145H75ZM115 146V145H114ZM116 146V147H117ZM124 146V145H123ZM143 147V144L142 145H139V147ZM149 146H151V144L149 145ZM175 146V145H174ZM178 146V145H177ZM176 146V147H177ZM187 146V145H186ZM193 146V145H192ZM74 147V146H73ZM120 147V148H121ZM143 147V148H144ZM153 147V146H152ZM161 147V149H163L162 148V146H160ZM159 147V148H160ZM200 147V146H199ZM71 148V147H70ZM76 148V147H75ZM149 148V149H148ZM155 148V147H154ZM157 149H158V147H156ZM155 148V149H156ZM169 148H167V151H168V149ZM175 148V147H174ZM186 148V147H185ZM74 149V148H73ZM111 149L113 150L112 152V154H110V152L109 151H111ZM117 149H119V148H117ZM125 149V150H126ZM134 148L132 147V150H133ZM140 150L142 149V148H139ZM156 149V150H157ZM173 149V148H172ZM193 149V148H192ZM77 150V149H76ZM124 150V151H125ZM164 150V149H163ZM163 150H161L160 151V149H158V151L161 153ZM166 150V149H165ZM185 150V149H184ZM189 150V149H188ZM194 150V149H193ZM201 150V149H200ZM212 150V149H211ZM213 150H215V149H213ZM119 151H122V152H124L123 150H121V149H119ZM155 151V150H154ZM167 151H165L166 153H167ZM172 150H170V152H168V154L169 153H172L171 152ZM187 151V150H186ZM205 151V150H204ZM245 151V150H244ZM66 152V151H65ZM78 152V153H79ZM126 152H129V150L128 151H126ZM134 151H132L130 154H132ZM143 152H139L138 151V155H139V153H143ZM156 152V151H155ZM158 152V153H159ZM246 152V151H245ZM75 153V152H74ZM82 153V154H83ZM125 153V152H124ZM124 153H123V155H124ZM141 154L142 155V157H146L147 158V156H145L146 154ZM152 153V154H151ZM130 154H127V156L128 155H130ZM136 154V152L135 153H133V157H134V155ZM162 154V153H161ZM168 154H166V155H168ZM176 154V153H175ZM246 154H247V152H246ZM110 155V156H109ZM117 155H119V156H117ZM140 155V156H141ZM171 155V154H170ZM210 155V154H209ZM213 155V154H212ZM221 155V154H220ZM120 156L121 157H123L122 156V153H121V155H120V153L118 154H116V158L118 157V158H120ZM148 156V157H149ZM160 156V155H159ZM211 156V155H210ZM225 156H227V154L225 155ZM229 156V155H228ZM227 156V157H228ZM81 157V156H80ZM110 157L112 158V160H110ZM136 157H139V156H137L136 155ZM158 157V156H157ZM163 157L164 156H162V158H161V156H160V158L161 159H163ZM213 157V156H212ZM215 157V156H214ZM213 157V158H214ZM223 157V156H222ZM222 157H221V159H222ZM232 157V156H231ZM242 157V156H241ZM250 157V156H249ZM248 157V158H249ZM116 158H115V160H116ZM146 158H145V161H146ZM200 158V157H199ZM210 158V157H209ZM208 158V156H207V160H210ZM224 158V157H223ZM226 158V157H225ZM243 158V157H242ZM247 158V157H246ZM252 158V157H251ZM121 159V158H120ZM130 159H132V156H131V158ZM130 159H128V161H130ZM144 159V158H143ZM156 159H158V160H160L159 158H156ZM155 159V160H156ZM170 159V158H169ZM202 159V158H201ZM212 159V158H211ZM226 159H228V158H226ZM226 159H224V160H226ZM83 160V159H82ZM110 160V161H109ZM115 160H113L114 162H115ZM119 160V159H118ZM123 161H125L124 159H122ZM133 160V159H132ZM131 160V161H132ZM134 160H136L135 158H134ZM133 160V161H134ZM139 159H137V161H138ZM142 160V159H141ZM166 160H168V159H166ZM165 160V161H166ZM171 160H172V158H171ZM175 160H176V158H175ZM180 160V159H179ZM189 160H191V159H189ZM188 160V161H189ZM193 160V159H192ZM203 160V159H202ZM206 160V161H207ZM61 161V160H60ZM85 161V160H84ZM117 161V160H116ZM123 161H121V162H123ZM127 159H126V162H124V164L126 163V165H127ZM136 161V163H138ZM152 161V160H151ZM157 161V160H156ZM163 162H164V160H162ZM188 161H187V163H188ZM211 161V160H210ZM210 161H209V163H210ZM215 161V158L213 159V162ZM217 161V163H218V161H219V158H218V160H216ZM246 160H244V162H245ZM248 161V160H247ZM67 162V161H66ZM114 162H111L110 164L113 166V164L112 163H114ZM135 162V161H134ZM140 162V161H139ZM150 162V161H149ZM153 162V161H152ZM167 162V161H166ZM171 162H173V161H171ZM178 162V161H177ZM199 162V161H198ZM202 162V161H201ZM219 162H221V160L219 161ZM223 162V161H222ZM228 162H229V159H228ZM227 162V163H228ZM53 163V164H54ZM88 163V162H87ZM86 163V164H87ZM117 163V162H116ZM115 163V164H116ZM119 163V162H118ZM133 163V162H132ZM136 163H135V165H136ZM144 163V161L141 163V164H143ZM146 163V162H145ZM160 163V162H159ZM162 163V162H161ZM160 163V164H161ZM206 163V162H205ZM207 163H208V161H207ZM215 163V162H214ZM224 163V162H223ZM124 164H122V165H124ZM147 164L148 163H146V166H147ZM168 164V163H167ZM173 164V163H172ZM35 165V164H34ZM48 165V164H47ZM52 165V164H51ZM50 165V167H53V166H51ZM72 165V163H70V165H68V166H71ZM79 165V164H78ZM111 165H110V167H111ZM117 165V164H116ZM132 164H131V162H130V164H128V167H130ZM134 165V164H133ZM140 164H138V167H140L139 166ZM150 165V163L148 164V166ZM152 165H153V163H152ZM218 165V164H217ZM38 166V165H37ZM39 166H40V164H39ZM142 166V165H141ZM144 166V165H143ZM142 166V167H143ZM157 166H158V164H157ZM164 166H165V164H164ZM163 166V167H164ZM167 166V165H166ZM165 166V167H166ZM226 166H228V165H226ZM48 167V166H47ZM57 167V166H56ZM85 167V168H84ZM124 167H126V166H124ZM123 167V168H124ZM127 167V168H128ZM132 167L133 166H131V168H128V169H130L129 171H128V169L127 168H125V169H127V171L128 172H131L132 170ZM151 167V165L149 166V168ZM153 167H155V166H152L151 168H153ZM161 167H162V165H161ZM160 166H159V168H161ZM163 167H162V169H163ZM229 167H230V165H229ZM26 168V169H27ZM54 168V167H53ZM58 168V167H57ZM57 168H56V171H57ZM121 168V167H120ZM136 168V169H135ZM135 168H133V170L135 169V170H139V168H137V167H135ZM141 168V167H140ZM150 168V169H151ZM157 168V167H156ZM192 168V167H191ZM226 168V167H225ZM34 169V168H33ZM48 169V168H47ZM46 168L44 169V170H47ZM60 169V168H59ZM65 169V168H64ZM67 169H68V167H67ZM154 169V168H153ZM167 169V168H166ZM229 169V168H228ZM228 169H223V171L224 170H228ZM40 170V169H39ZM54 171H55V169H53ZM134 170V171H135ZM147 170V169H146ZM149 170V169H148ZM155 170V169H154ZM161 169H159V171H160ZM196 170V169H195ZM31 171H32V169H31ZM41 171V170H40ZM48 171V170H47ZM51 171V170H50ZM87 171V172H86ZM121 171H123V170H121ZM126 171V170H125ZM127 171H126V174H127ZM134 171H132V172H134ZM150 171V170H149ZM156 171V170H155ZM158 171V172H159ZM178 171V170H177ZM176 171V172H177ZM230 171V170H229ZM36 172V171H35ZM49 172V171H48ZM48 172H45V171H42V175L40 176V177H42L43 176V174H45V173H47V175L49 176V178H48V176L46 177V178H48V180L50 179V176H53V175H49L48 174ZM53 172V171H52ZM63 172V171H62ZM71 172H68V173H66L68 176H65V177H69V175L71 176ZM119 171H117V173H118ZM124 172V171H123ZM131 172V173H132ZM138 172V171H137ZM220 172V171H219ZM31 173V172H30ZM32 173H33V171H32ZM31 173V174H32ZM40 173V172H39ZM38 173V174H39ZM54 173H60V171L58 172H53V174ZM65 173V172H64ZM171 173H175L174 171L172 172L171 171ZM211 173V172H210ZM221 173H224V172H221ZM226 173V172H225ZM28 174H29V176H28ZM35 174H37V173H35ZM51 174V173H50ZM75 174V173H74ZM104 175V180H103V183L101 184V181H102V177H101V175ZM146 174H148V173H146ZM151 174V173H150ZM153 174H155L154 173V171H153ZM152 174V175H153ZM262 174V173H261ZM264 174V173H263ZM33 175V174H32ZM77 174H75V176H76ZM100 175V176H99ZM111 175V176H110ZM129 175H130V173H129ZM151 175V176H152ZM162 175H164V172L162 173ZM161 175V176H162ZM176 175H177V173H176ZM180 175V174H179ZM187 175V174H186ZM224 175V174H223ZM38 176V175H37ZM37 176H35V177H37ZM56 176V175H55ZM123 176V175H122ZM132 177H133V175H131ZM134 176H135V174H134ZM138 176V175H137ZM150 176V175H149ZM155 176V175H154ZM157 176V175H156ZM158 176H160V175H158ZM173 176V175H172ZM174 176H175V174H174ZM173 176V177H174ZM189 176V175H188ZM191 176V175H190ZM227 175H225V178L226 179H228V177H226ZM240 176V175H239ZM39 177V178H40ZM72 177V176H71ZM70 177V178H71ZM100 177H101V179H100ZM124 177V176H123ZM178 177V176H177ZM176 177V178H177ZM182 177V176H181ZM211 177V176H210ZM232 178H233V176H231ZM38 178V179H39ZM43 178H44V176H43ZM42 178V179H43ZM52 178V177H51ZM58 178H60V177H58ZM63 178V177H62ZM61 178V179H62ZM73 178V177H72ZM175 178V179H176ZM240 178V177H239ZM36 180V183H37V181H38V183L41 181V178H40V180ZM60 179V182H62V180ZM66 179V178H65ZM98 179H100L101 181H100V185H101V187H99V186H96L97 184L96 183H98L99 182V180ZM115 179H116V177H115ZM129 179V178H128ZM149 179H150V181H151V179H153V178H150L149 177ZM148 179V180H149ZM162 179V178H161ZM166 179V178H165ZM164 179V180H165ZM179 179V178H178ZM206 179V178H205ZM231 179V178H230ZM235 179V178H234ZM34 179L32 180V181H35ZM44 180V179H43ZM42 180V181H43ZM48 180H47V182H48ZM59 180V179H58ZM96 180H98V182H96ZM163 180V179H162ZM161 180V181H162ZM163 180V181H164ZM186 180V179H185ZM185 180H181L182 182H185V183H187L188 184V182H186ZM203 180V179H202ZM223 180H224V178H223ZM222 180V182L221 183H223L224 181ZM31 181V180H30ZM45 181V185L47 184L46 183V180H44ZM66 181H67V179H66ZM69 181H70V179H69ZM120 181V180H119ZM129 181V180H128ZM160 181V182H161ZM162 181V182H163ZM166 181H167V179H166ZM215 181V180H214ZM226 181V180H225ZM232 181H233V179H232ZM240 181H241V178H240ZM124 182H126V181H124ZM192 182V181H191ZM191 182L189 183L190 185H191ZM212 182V181H211ZM219 182V181H218ZM227 182V181H226ZM224 183L223 185H227V183ZM228 182H231V180H229ZM239 182V181H238ZM44 183V182H43ZM43 183H41L40 182V184H42V185H44ZM122 183V182H121ZM147 183V182H146ZM156 183H159V182H155V185H157ZM168 183V182H167ZM166 183V185H168ZM180 183V182H179ZM208 183V182H207ZM241 183H243V179H242V181L240 182V184ZM34 184H35V182H34ZM61 184V183H60ZM76 184V183H75ZM89 184V185H88ZM99 184V183H98ZM112 184H111V186H112ZM148 184H149V182H148ZM164 184H165V182H164ZM174 184V183H173ZM182 184V183H181ZM187 184L185 185V186H187ZM201 184H202V182H201ZM217 184V183H216ZM215 184V185H216ZM239 184V183H238ZM31 185V184H30ZM40 186L39 184H38V186H40V189L41 188H43V186ZM64 185V184H63ZM67 185V184H66ZM65 185V186H66ZM69 185V184H68ZM114 185V184H113ZM125 185V184H124ZM128 185V184H127ZM151 185H152V183H151ZM151 185H149L150 187H152ZM154 185V184H153ZM160 185H162L161 183H160ZM160 185H158V186H160ZM166 185H163V187L164 186H166ZM179 185V184H178ZM190 185H188V187L190 186ZM234 185V183L232 184V185H227L229 188H231L230 186H233ZM237 185V184H236ZM242 185V184H241ZM241 185H239V186H241ZM244 185V184H243ZM59 186V185H58ZM71 186V185H70ZM140 186V185H139ZM144 186V185H143ZM147 186V185H146ZM180 186H182L183 188H184V185H180ZM192 186V185H191ZM190 186V187H191ZM198 186V185H197ZM204 186V185H203ZM211 186V185H210ZM218 186V185H217ZM220 186V185H219ZM218 186V187H219ZM226 186V187H227ZM235 186V185H234ZM47 187H48V185H47ZM68 186H66V188H67ZM99 187V188H98ZM114 187V186H113ZM118 187V186H117ZM123 187V186H122ZM129 187V186H128ZM155 187V189H156V186H154ZM162 187V186H161ZM199 187V186H198ZM242 187V186H241ZM30 189H31V187H29ZM54 188V187H53ZM57 188H60V186L59 187H57ZM72 188H75L76 190H74L73 189V191H76L77 193H79L80 194V192H78V190H77V188L76 187H70V190L72 189ZM141 188V187H140ZM145 188V187H144ZM158 188V187H157ZM169 188V187H168ZM173 188V186L171 187V189ZM180 188V187H179ZM193 188V187H192ZM201 188V187H200ZM211 188H212V186H211ZM224 188V187H223ZM229 188L227 189V191L229 190ZM232 188H234V187H232ZM236 188H238V186L237 187H235V190H236ZM244 188H245V186H244ZM36 189H37V191H39L38 190V188H37V185H36ZM62 189V188H61ZM61 189H59V191L61 192ZM114 189V188H113ZM148 189V188H147ZM151 189H154L153 187L151 188ZM155 189L154 190H152V191H150L149 193H151V195L153 194V193H155ZM160 189V188H159ZM158 189V190H159ZM185 189V188H184ZM184 189H182L181 188V190H184ZM187 189V188H186ZM225 189V188H224ZM238 189H240V187L238 188ZM238 189L236 190L237 192H238ZM52 191H53V189H51ZM69 189H67V191L66 190H63V191H66L67 193H68V191H70ZM124 190V189H123ZM164 190V189H163ZM167 190V189H166ZM165 190V191H166ZM169 190V189H168ZM167 190V191H168ZM189 190V192L188 193H190V190H191V188L190 189H188ZM218 190V189H217ZM28 191V192H27ZM36 191V190H35ZM49 191V190H48ZM52 191H50V193L52 192ZM57 191H58V189H57ZM58 191V192H59ZM79 191H83V190H80L79 189ZM87 191H89V192H87ZM145 192H146V190H144ZM148 191V190H147ZM154 191V192H153ZM157 191V190H156ZM192 191V190H191ZM203 191H204V189H203ZM236 191H234V192H236ZM32 192V191H31ZM66 192H64L66 195H67V193ZM76 192H75V194H76ZM115 193H116V191H114ZM160 192V191H159ZM164 192V191H163ZM182 192V191H181ZM187 192L185 191V193L187 194ZM232 192V191H231ZM231 192H229L228 191V195H229V193H231ZM237 192H236V195H237ZM239 192H241V190L239 191ZM238 192V193H239ZM42 193V192H41ZM40 192H38V194H36V192H35V194L36 195H39V194H41ZM55 193H57V192H55L54 191V194ZM69 193H71V191L69 192ZM119 193H120V190H119ZM118 193V194H119ZM131 193V192H130ZM157 193V192H156ZM166 193V192H165ZM164 193V194H165ZM168 193V192H167ZM173 193V192H172ZM178 193V192H177ZM176 193V195H179V193L177 194ZM183 193H184V191H183ZM226 193V192H225ZM243 193V192H242ZM250 193V192H249ZM249 193H247V194H249ZM30 194V193H29ZM34 194V193H33ZM32 194V195H33ZM43 194H44V192H43ZM175 194V193H174ZM191 194V193H190ZM189 194V195H190ZM20 195H22V196H20ZM32 195H30V196H32ZM42 195V194H41ZM56 195V194H55ZM55 195H53L54 197H57L58 195L60 196V194H57V196H55ZM69 195V194H68ZM119 195H122V192H121V194H119ZM138 195V194H137ZM142 195V194H141ZM154 195H156V194H154ZM158 195V194H157ZM161 195V194H160ZM170 195H171V193H170ZM168 196L167 195V197L169 198H171V196ZM199 195V194H198ZM206 195V194H205ZM208 195V194H207ZM224 195V194H223ZM230 195H232V193L230 194ZM235 195V194H234ZM233 195V196H234ZM30 196H28L29 198H31ZM34 196V195H33ZM78 196V197H77ZM80 196H81V194H80ZM124 195H122V197H123ZM134 196V195H133ZM159 196V195H158ZM164 196V195H163ZM166 196V195H165ZM186 196H188V194L186 195ZM214 196V195H213ZM26 197H27V195H26ZM37 197V196H36ZM39 197H40V195H39ZM61 197H63V196H61ZM110 197V198H109ZM120 197V196H119ZM150 197H152V196H150ZM160 197V196H159ZM158 197V200L160 199ZM162 197V196H161ZM167 197H165L166 199H167ZM174 196H173V194H172V198H173ZM176 197V196H175ZM196 197V196H195ZM204 197V196H203ZM217 197V196H216ZM227 197V196H226ZM232 197V196H231ZM35 197H32L31 199V201L33 202V199H34ZM38 198V197H37ZM73 198V199H74ZM116 198H117V196H116ZM137 198V197H136ZM165 198H162V200H164ZM177 199L179 198V196L178 197H176ZM186 198V197H185ZM188 198V197H187ZM191 198V197H190ZM198 198V197H197ZM202 198V197H201ZM210 198V197H209ZM234 198V197H233ZM255 198V197H254ZM257 198V197H256ZM7 199L9 200L8 202H7ZM23 199H20V200H23ZM55 199V198H54ZM57 199V198H56ZM59 199H60V197H59ZM74 199V200H75ZM96 198L94 197L93 198V196H92V199L91 200H95ZM118 200H119V198H117ZM165 199V200H166ZM175 199V198H174ZM180 199V198H179ZM199 199V198H198ZM241 199V198H240ZM249 199V198H248ZM253 199V198H252ZM36 200V199H35ZM35 200H34V202H35ZM38 201H39V198L37 199ZM36 200V201H37ZM50 200H52V199H50ZM50 200H49V202H50ZM110 200V201H109ZM126 200H129V199H126ZM150 200H154V199H151L150 198ZM155 200H156V198H155ZM169 199H167V201H168ZM171 200V199H170ZM189 200V199H188ZM208 200V199H207ZM210 200V199H209ZM214 200V199H213ZM229 200V199H228ZM236 199L234 198V201H235ZM251 200V199H250ZM18 201H19V199H18ZM29 202H30V200H28ZM28 201L26 202V201H24V203H28ZM47 201V200H46ZM99 201H100V203H99ZM123 201V200H122ZM122 201H121V203H122ZM143 201H145V200H143ZM157 201V200H156ZM160 201V204H162L163 206H161L162 208L164 207V205L166 204V202L164 203L163 201H161V200H159ZM159 201H157L158 203H159ZM192 201H194V200H192ZM223 201H225V200H223ZM227 201V200H226ZM226 201L224 202V203H226ZM6 202L8 203V205L6 204ZM10 202V203H9ZM14 202H15V204H14ZM19 202H21V201H19ZM23 202V201H22ZM22 202L20 203L21 204V206L23 207L24 205H22ZM31 202V204L30 205H32L33 206V204L34 203H32ZM48 202V204H51V203H49ZM56 202H59V200L57 201L56 200ZM55 202V203H56ZM70 202V201H69ZM91 202H93L92 204V208H91V210H90V203ZM119 202H120V200H119ZM124 202V201H123ZM147 202V201H146ZM150 202V201H149ZM148 202V203H149ZM171 202H173V200L171 201ZM182 202H183V200H182ZM195 202V201H194ZM193 202V203H194ZM228 202H230V201H227V203ZM238 202H240L239 200H238ZM252 202V201H251ZM264 202V201H263ZM6 205H5V204ZM12 203H13V205H12ZM47 203V202H46ZM45 203V204H46ZM60 203V202H59ZM113 203V202H112ZM115 203V202H114ZM153 203H156L155 201H153ZM180 203V202H179ZM184 203H186V202H184ZM183 203V204H184ZM192 203V202H191ZM192 203V204H193ZM196 203H198L197 201H196ZM226 203V204H227ZM245 203V202H244ZM247 203V202H246ZM20 204H16V205H20ZM29 204V203H28ZM53 204V203H52ZM58 204V203H57ZM69 204V203H68ZM90 204V205H89ZM116 204H118V202H116ZM159 204V205H160ZM168 205H170L169 204V202L167 203ZM172 204V203H171ZM174 204V203H173ZM182 204V205H183ZM212 204V203H211ZM221 204V203H220ZM219 204V205H220ZM232 204V203H231ZM240 204V203H239ZM239 204H232V205H230V203H229V205L231 206V209H232V207L234 208V210L231 212V214H232V216L233 215H238L239 217L242 215V217H243V215H244V212H245V208H246V204L245 205H239ZM9 205H10V207H9ZM35 205V204H34ZM37 205V204H36ZM65 205V204H64ZM63 205V206H64ZM67 205V204H66ZM87 205V206H86ZM89 205V206H88ZM123 205V204H122ZM150 205H151V203H150ZM179 205V204H178ZM181 205V206H182ZM187 204H185V206H186ZM198 205V204H197ZM200 205V204H199ZM203 205V204H202ZM207 206H209L210 205V202H208L207 201V204H206ZM218 207H219V205L218 204H216ZM224 205V204H223ZM228 205V204H227ZM227 205H224V206H227ZM21 206H19V207H21ZM27 206V208L28 209H30V206H28V205H26ZM39 206V205H38ZM47 206V205H46ZM59 206V205H58ZM63 206H61V209H62V207ZM68 206L69 205H67V207L66 208H68ZM114 206V205H113ZM129 206H131L130 204H129ZM136 206V205H135ZM142 206V205H141ZM147 207H148V205H146ZM158 206V205H157ZM210 206H212V209H208L210 212H211V210L213 211V204L212 205H210ZM221 206V205H220ZM223 206V207H224ZM252 206V204L251 205H249V207H251ZM22 207L21 208H18V209H22ZM79 207V208H78ZM126 207V206H125ZM132 208H134L135 209V207L132 205L131 206ZM130 207V208H131ZM152 207H154V206H152ZM169 207V206H168ZM179 207H180V205H179ZM199 207V206H198ZM222 206L221 207H219V208H223ZM229 207V206H228ZM247 207H248V205H247ZM26 208V209H27ZM36 208H37V206H36ZM35 208V206H33V208H31V209H36ZM46 208V207H45ZM48 208V207H47ZM55 208H56V206H55ZM65 208V206H64V210L66 209ZM89 208V209H88ZM115 208H116V206H115ZM114 208V209H115ZM128 208V207H127ZM130 208H128V209H130ZM131 208V209H132ZM143 208V207H142ZM142 208H141V210H142ZM155 208V207H154ZM154 208H153V210H154ZM181 208V207H180ZM180 208H178L179 210H181ZM197 208V207H196ZM195 208V209H196ZM208 208V207H207ZM207 208H206V212H208V213H206V212H204L205 213V216L203 215L202 217V219L201 220H198L199 219V215H197V222L198 223H200L199 221H201V227H206V228H208L209 227V225L211 226V224H212V222L214 221V218H216V212H215V209H214V214H212V212L210 213L208 210H207ZM210 208V207H209ZM215 208H217V207H215ZM218 208V209H219ZM227 208V207H226ZM17 209V210H18ZM68 209H71V208H68ZM67 209V210H68ZM84 209H88V210H86L87 211V213H86V211H83ZM121 209H123V207L121 208ZM125 209V208H124ZM146 209V208H145ZM150 209H152L151 207H150ZM155 209H157V208H155ZM167 209L168 208H166L165 210L167 211ZM177 209V208H176ZM177 209V210H178ZM182 209H184V208H182ZM194 209V210H195ZM252 209V208H251ZM250 209V210H251ZM147 210V209H146ZM146 210H144V211H146ZM157 210H159V209H157ZM157 210H156V212H157ZM163 210H164V208H163ZM170 210V209H169ZM168 210V211H169ZM176 210V211H177ZM185 210H186V207H185ZM189 210V209H188ZM188 210H186V212H188ZM192 210L193 212H197L198 213V211L200 212V210ZM221 210V209H220ZM226 210H228V208L226 209ZM225 210V211H226ZM229 210H230V208H229ZM27 211V210H26ZM34 211V210H33ZM32 210L30 211L31 213L33 212ZM56 211V210H55ZM57 211H58V209H57ZM60 211V210H59ZM71 211H74L73 209L71 210ZM70 210H68V212H71ZM108 211V212H107ZM118 211V210H117ZM122 211V210H121ZM125 211V210H124ZM123 211V212H124ZM172 211V210H171ZM247 211V210H246ZM9 212V213H10ZM29 212V211H28ZM27 212V214H29ZM120 212V211H119ZM119 212H118V214H119ZM181 211H179V213H180ZM222 212H223V209H222ZM230 212V211H229ZM248 212V214H251V213H249L250 211L248 210L247 211ZM246 212V213H247ZM14 213V212H13ZM15 213H18V212H15ZM60 213V212H59ZM76 213H77V215H76ZM110 213H111V211H110ZM127 212H125V214H126ZM139 213V212H138ZM141 213V212H140ZM169 213V212H168ZM178 213V212H177ZM178 213V214H179ZM196 213V214H197ZM259 213V212H258ZM11 214V213H10ZM33 214V213H32ZM58 214V213H57ZM63 212H62V214L61 215H57V217H62L63 216ZM68 214V213H67ZM141 214H147V212L146 213H141ZM157 214V213H156ZM170 214H172V213H170ZM181 214V213H180ZM179 214V215H180ZM188 214V213H187ZM202 214V213H201ZM231 214H229V215H231ZM255 214V213H254ZM7 215H9L8 213H7ZM14 215V214H13ZM17 215V214H16ZM26 215V214H25ZM65 215V214H64ZM117 215V214H116ZM120 215H121V213H120ZM123 215V214H122ZM194 215V214H193ZM227 215V213L225 214V212H224V216H226ZM237 215L235 216V218L234 219H236V217H237ZM252 215V214H251ZM264 215V214H263ZM27 216V215H26ZM29 217H31L30 215H28ZM32 216H34V215H32ZM132 216V215H131ZM137 216H139V214L137 215ZM147 216V215H146ZM155 216V215H154ZM159 216V215H158ZM157 216V217H158ZM163 216V215H162ZM172 216V215H171ZM196 216V215H195ZM195 216H194V218L192 219V217H190L192 220V223H194L195 222V224H194V226L192 227V228H195V226L198 224V223H196V221H194L193 222V220H195ZM221 216V215H220ZM223 216V215H222ZM245 216H247V218L245 217ZM245 220H242L243 218H240V220H241V222H240V220L239 219H236L235 221H234V223H233V226H234V224L236 225V224H239V222H240V224H242L241 225V227L243 228V230L241 231L240 230V234H239V237H237V239L236 240H238V238H239V241L240 240H251V239H253V240H257L258 241V239H261V240H263V238H264V217L262 216V214H257V216L256 215H254V216H248V215H246L245 214ZM14 217H15V215H14ZM35 217V216H34ZM54 217V216H53ZM65 217V218H66ZM117 217H119V216H117ZM128 217V216H127ZM140 217V216H139ZM142 217V216H141ZM173 217V216H172ZM171 217V218H172ZM181 217H183V216H181ZM185 217V216H184ZM0 218V219H1ZM9 218H11V217H8L7 219H9ZM63 218H64V216H63ZM63 218H62V220H63ZM129 218V217H128ZM136 218V217H135ZM154 218H156V216L154 217ZM159 218H160V216H159ZM167 217L165 216V218H162V220L163 219H166ZM174 218H175V216H174ZM227 219H228V216L226 217ZM238 218V217H237ZM3 219V218H2ZM5 219V218H4ZM13 219V218H12ZM18 219V218H17ZM23 219V218H22ZM24 219H25V217H24ZM23 219V220H24ZM27 219V218H26ZM30 219H32V217L30 218ZM156 219H158V218H156ZM229 219H230V216H229ZM21 220V219H20ZM28 220V219H27ZM33 220V219H32ZM52 220V219H51ZM50 220V221H51ZM65 220V219H64ZM146 220V219H145ZM160 219H158V221H159ZM173 220V219H172ZM226 220V219H225ZM231 220H232V218H231ZM237 220H238V223H237ZM6 221V220H5ZM31 221V220H30ZM57 221H58V219H57ZM127 221V220H126ZM136 221V220H135ZM175 220H173V222H174ZM177 218H176V223H177ZM215 221H216V219H215ZM229 221V220H228ZM233 221V220H232ZM4 222V221H3ZM2 222V224H4ZM12 222V221H11ZM17 222V221H16ZM15 222V223H16ZM23 222V221H22ZM55 222H56V220H55ZM54 222V223H55ZM60 222V221H59ZM134 222V221H133ZM148 222V221H147ZM146 222V223H147ZM161 221H159V223H160ZM174 222V225L173 226H175V223ZM184 222V221H183ZM225 222V221H224ZM9 223V222H8ZM20 223V222H19ZM19 223H17V224H19ZM25 223H29L28 225H30V223L31 222H29V221H27L26 222V220H25ZM25 223L23 224L24 225V227H25ZM53 223V222H52ZM52 223H50L49 225H50V227H52V231H53V226L55 225H53ZM57 223V222H56ZM120 223H122V221L120 222ZM119 223V224H120ZM138 223V222H137ZM145 223V222H144ZM144 223H143V225H144ZM145 223V224H146ZM150 223V222H149ZM155 223V222H154ZM164 223H165V221H164ZM169 223V222H168ZM171 223V222H170ZM186 223V222H185ZM6 224V223H5ZM10 224V223H9ZM106 224V223H105ZM104 224V225H105ZM108 224H110V222L108 223ZM158 224V223H157ZM165 224H167V223H165ZM214 224V223H213ZM220 224V223H219ZM231 224V223H230ZM239 224V225H240ZM22 225V226H23ZM27 225V224H26ZM28 225H27V229H28ZM70 225H71V227H70ZM142 225V224H141ZM153 225V224H152ZM156 225V224H155ZM160 225V224H159ZM179 226L181 225V224H178ZM190 225V224H189ZM203 225V226H202ZM244 225V226H243ZM21 226V227H22ZM56 227H57V225H55ZM101 226V225H100ZM114 226V225H113ZM113 226H111V227H113ZM124 226V225H123ZM126 226V225H125ZM128 226V225H127ZM147 226V225H146ZM150 226V225H149ZM162 226V225H161ZM164 226V225H163ZM177 226V225H176ZM199 225H197V227H198ZM238 226V225H237ZM237 226H234V229H238L239 227H237ZM2 227V225H1V220H0V228ZM6 227V226H5ZM104 227V226H103ZM103 227H101L102 229H103ZM115 227V226H114ZM154 227V226H153ZM167 227V226H166ZM191 227V226H190ZM26 228V227H25ZM64 228V227H63ZM62 228V229H63ZM66 228H65V230L63 229V234L65 235V233H67L68 234V232L70 231L69 229H67V231L68 232H66ZM122 227H120V229H121ZM133 228H134V226H133ZM147 228V227H146ZM171 228H173L172 227V225H171ZM176 228V227H175ZM175 228H173L174 230H175ZM180 228V227H179ZM206 228H204V230L206 229ZM232 228V227H231ZM21 229V228H20ZM22 229L23 230H21L22 231V235L23 234H25V233H28L27 231V229L25 230L26 232L25 233H23V231H24V228L22 227ZM49 230L50 231V236L48 235V237H49V240H50V238H51V241H49L47 238L48 237H46V239H47V243H52L51 244V247H52V249L54 248V243H55V241H56V239L58 238V240L60 239L59 238V235H58V237L56 236V238H53L52 237V232H51V229L49 228V226H48V224H47V228H45L44 230ZM55 229V228H54ZM61 229V228H60ZM59 229V230H60ZM62 229H61V231H62ZM82 229V228H81ZM97 229V228H96ZM100 229V228H99ZM140 229V228H139ZM152 229V228H151ZM154 229V228H153ZM161 229V228H160ZM159 229V230H160ZM190 229V228H189ZM196 229V228H195ZM203 229V228H202ZM223 229V231L225 230V234L227 233V232H229L230 230L232 231V229H230L229 230V228H228V230H226L227 229V227H226V229H225V227L224 228H222ZM233 229V230H234ZM240 229V228H239ZM238 229V230H239ZM1 230V229H0ZM16 230V229H15ZM15 230L13 231V232H15ZM83 230V229H82ZM101 230V229H100ZM105 231L107 230H109V229H107V227H105V229H104ZM129 230H132V229H129ZM142 230V229H141ZM156 230V229H155ZM164 230H165V228H164ZM164 230H163V235H164ZM169 230V229H168ZM172 230V229H171ZM171 230H170V232H171ZM174 230H172V231H174ZM182 230V229H181ZM187 230V229H186ZM198 230H199V227H198ZM203 230V231H204ZM207 230V229H206ZM205 230V231H206ZM8 231V230H7ZM18 231V230H17ZM84 231V230H83ZM85 231V232H86ZM93 231H94V229H93ZM106 231V232H107ZM136 231V230H135ZM139 231V230H138ZM143 231V230H142ZM141 231V232H142ZM150 231V230H149ZM161 231V230H160ZM193 231V230H192ZM191 231V232H192ZM201 231V230H200ZM222 230H221V233L223 232ZM227 231V232H226ZM57 232V231H56ZM79 232H81V230L79 229ZM86 232V233H87ZM103 232V231H102ZM106 232H104V233H106ZM109 232V231H108ZM111 232V231H110ZM109 232V233H110ZM146 232V231H145ZM144 232V233H145ZM154 232V231H153ZM202 232V231H201ZM219 232H220V230H219ZM237 232V231H236ZM236 232H233L234 234H236ZM16 233V232H15ZM14 233V234H15ZM20 233V232H19ZM96 233H97V231H96ZM100 233H101V231H100ZM119 233V232H118ZM121 233V232H120ZM131 233V232H130ZM158 233H160V232H158ZM180 233H182V232H180ZM197 233V232H196ZM224 233V232H223ZM232 233V232H231ZM238 233H239V231H238ZM21 234V233H20ZM20 234H17L18 235V238H19V235ZM61 234V233H60ZM72 233H71V235H73ZM83 234V236L85 237L86 235H84L85 233H82ZM95 234V233H94ZM137 234V233H136ZM173 234H174V232H173ZM172 234V235H173ZM183 234V233H182ZM189 234V233H188ZM187 234V235H188ZM202 234H204V233H202ZM42 235V234H41ZM56 235V234H55ZM71 235H70V232H69V237H67L66 235V237H62V239L61 240H57L56 241V244H58V247H60V245H62L63 247L65 246L66 247V245L68 244L67 242L70 240L69 238H71ZM78 235V234H77ZM124 235V234H123ZM122 235V236H123ZM128 235V234H127ZM126 235V236H127ZM151 235V234H150ZM168 235V234H167ZM181 235V234H180ZM191 235H193V234H191ZM219 235H221V234H219ZM227 235H228V233H227ZM227 235H225L226 237H229L230 238V235L231 234H229L228 236ZM263 235V236H262ZM21 236V235H20ZM26 236H28V235H23L22 236V241L21 242H27V239H26ZM47 236V235H46ZM61 236V235H60ZM89 236V235H88ZM121 236V237H122ZM125 236V237H126ZM129 236V235H128ZM146 236V235H145ZM144 236V237H145ZM161 235H159V237H160ZM205 236V235H204ZM232 236V235H231ZM79 237H81V236H79ZM131 237V236H130ZM169 237V236H168ZM235 238H236V236H234ZM234 237H232V238H234ZM67 238H68V240H67ZM74 238V237H73ZM76 238V237H75ZM81 238H83V237H81ZM86 238V237H85ZM85 238H83V240H85ZM89 238V237H88ZM87 238V239H88ZM116 238H118L119 239V237H117L116 236ZM123 238V237H122ZM166 238V237H165ZM170 238V237H169ZM179 237H177V239H178ZM182 238V237H181ZM184 238V237H183ZM186 238H187V240H188V237L186 236ZM202 238V237H201ZM235 238L234 239H232L231 240V238L229 239V240H231V241H236L235 240ZM34 239V238H33ZM53 239H54V243L52 242L53 241ZM78 239V238H77ZM96 239H98V238H96ZM95 239V240H96ZM153 239V238H152ZM163 239V238H162ZM167 239V238H166ZM174 239V238H173ZM180 239V238H179ZM193 239V238H192ZM197 239V238H196ZM206 239V238H205ZM222 239H225L224 237L222 238ZM4 240V239H3ZM45 240V239H44ZM91 240V239H90ZM94 240V241H95ZM101 240V239H100ZM140 240V239H139ZM138 240V241H139ZM142 240V239H141ZM141 240L139 241V242H141ZM144 240V239H143ZM142 240V241H143ZM189 240H190V238H189ZM212 240V239H211ZM218 240V239H217ZM226 240V239H225ZM227 240H228V238H227ZM226 240V241H227ZM17 241H19L20 242V239H18ZM49 241V242H48ZM72 241V239L69 241V242H71ZM75 241V240H74ZM130 241V240H129ZM176 241V240H175ZM193 241H194V239H193ZM205 241V240H204ZM216 241V240H215ZM218 241H224V240H221V239H219ZM226 241H224V243H221V244H226L225 242ZM230 242V243H235V242ZM264 241V240H263ZM18 242V243H19ZM19 243L20 244V247H21V244H24V243ZM46 242V241H45ZM73 242V241H72ZM71 242V243H72ZM77 242V241H76ZM86 242V241H85ZM88 242V241H87ZM118 242V241H117ZM122 242V241H121ZM209 242V241H208ZM214 242V241H213ZM229 241H227V243H228ZM250 242V241H249ZM262 242V241H261ZM41 243H42V241H41ZM40 243V244H41ZM49 243V244H50ZM74 243V242H73ZM79 243H81L82 244V242L79 240V242H78V247L80 248V245H79ZM96 243V242H95ZM106 243V242H105ZM110 243H112V242H110ZM114 243V242H113ZM119 243V242H118ZM123 243V242H122ZM151 243V242H150ZM156 243V242H155ZM174 243H176V242H174ZM173 243V244H174ZM217 243H219V242H217ZM237 243V242H236ZM252 243V242H251ZM255 243V242H254ZM253 243V244H254ZM260 243V241H258V245H259V248L261 247V244H259ZM264 243V242H263ZM10 244V243H9ZM27 244H29V243H27ZM46 245V247L48 248V247H50V245ZM83 244H85L84 242H83ZM82 244V245H83ZM107 244V243H106ZM136 244H138L137 242H136ZM144 243H142V245H143ZM152 244H153V242H152ZM178 244V243H177ZM212 244V243H211ZM213 244H215V243H213ZM245 244V243H244ZM244 244H242V245H244ZM26 245V244H25ZM68 245H70V243L68 244ZM68 245H67V247H68ZM72 245H77V243L76 244H72ZM82 245H81V247H82ZM89 245H91V244H89ZM96 245V244H95ZM108 245V244H107ZM107 245H105V247L106 248H108L107 247ZM130 245H132L131 243H130ZM149 245V244H148ZM208 245V244H207ZM218 245V244H217ZM224 245H222V247L224 246ZM252 245V244H251ZM251 245H250V247H251ZM255 245V244H254ZM258 245H257V248H258ZM18 246V245H17ZM230 246V245H229ZM239 246V245H238ZM11 247H12V245H11ZM23 247H24V245H23ZM22 247V248H23ZM27 247H28V245H27ZM55 247L56 248H54V250L56 249L57 250V245H55ZM61 248V250L63 249L64 250V248ZM67 247L65 248L66 250H64L65 251V254H66V251H67ZM102 247H103V245H102ZM143 247H144V245H143ZM142 247V248H143ZM174 247H175V244H174ZM176 247H177V245H176ZM209 247H210V245H209ZM215 247H216V245H215ZM248 247H249V245H248ZM263 247H264V244H263ZM9 248V247H8ZM15 248V247H14ZM37 248H38V245H37ZM43 248H45V246L43 247ZM68 248H72V247H68ZM82 248H84V247H82ZM94 248V247H93ZM109 248H111V247H109ZM121 248H122V244H121ZM125 248V247H124ZM158 248H159V245H158ZM164 248H165V245H164ZM218 248H220L221 249V245H219V247ZM232 248V247H231ZM245 248H247V244L245 245ZM255 249V252H257L258 251V249ZM7 249V248H6ZM12 249V248H11ZM27 249V248H26ZM59 250H60V248H58ZM69 249V250H70ZM73 250H75L74 248H72ZM145 249V248H144ZM146 249H148V248H146ZM154 249H156V248H154ZM163 249V248H162ZM238 249V248H237ZM41 250V249H40ZM44 250V252L45 251H47V249L45 250V249H43ZM55 250V251H56ZM62 250V251H63ZM68 250V251H69ZM72 250V251H73ZM79 250V249H78ZM77 249L75 250V253H73V252H71L72 254H78V251ZM91 250V249H90ZM104 250V249H103ZM109 250H111V249H109ZM108 250V251H109ZM114 250V249H113ZM129 250H131L130 248H129ZM140 250V249H139ZM161 250V249H160ZM246 250V249H245ZM247 250H249V249H247ZM257 250V251H256ZM261 250H264V249H262L261 248ZM22 251V250H21ZM25 251V250H24ZM30 251V250H29ZM67 251V252H68ZM71 251V250H70ZM80 251H81V249H80ZM107 251V250H106ZM162 251V250H161ZM239 251V250H238ZM7 252V251H6ZM14 252V251H13ZM23 252V251H22ZM35 252V251H34ZM50 253V250H48L47 251V255L45 256L44 254H43V252L41 253V254H43L45 257H43V260L41 261L40 259H37V258H34V257H31L32 255L30 254V258H32V261H31V259H29L30 260V263L29 264H49V261H51V260H54V263H56L55 261L57 260L58 261V259L57 258H59L60 256H62V259H64V260H66V256L65 257H63L64 255L63 254H61V253H63V252H61L60 253V251L59 252H57L56 251V255H58V254H60V255H58L59 257H57L55 254V256L57 257H54V255H53V257H51L52 256V254L54 253V252H52V254H49ZM152 252H155V251H152ZM151 252V253H152ZM208 252V251H207ZM240 252V251H239ZM263 252V254H264V251H262ZM24 253V252H23ZM32 253H33V251H32ZM40 253V252H39ZM70 253V252H69ZM69 253H67L68 255H69ZM85 253V252H84ZM109 253V252H108ZM118 253H119V250H118ZM127 253V252H126ZM163 253H164V250L162 251V255H163ZM206 253V252H205ZM248 253V252H247ZM1 254V253H0ZM13 254V253H12ZM35 254H36V252H35ZM76 254V255H77ZM79 254H80V252H79ZM79 254H78V256H79ZM128 254V253H127ZM134 254V253H133ZM136 254V253H135ZM143 254V253H142ZM229 254V253H228ZM261 254V253H260ZM263 254H261L262 256H264ZM15 255H17L16 256V258H15V261H12V262H14V263H12V264H19L18 262H20V261H22V259H24V258H21V255H20V252L18 253V251L16 252V254ZM25 255V254H24ZM27 255V254H26ZM40 255V254H39ZM67 255V256H68ZM71 255V254H70ZM75 255V257L77 258L78 256H76ZM94 255V254H93ZM103 255V254H102ZM105 255V254H104ZM103 255V256H104ZM147 255V254H146ZM161 255V256H162ZM166 255V254H165ZM211 255V254H210ZM72 256V255H71ZM74 256V255H73ZM72 256V257H73ZM92 256V255H91ZM96 256V255H95ZM98 256V255H97ZM119 256H120V254H119ZM140 256V255H139ZM160 256V257H161ZM164 256V255H163ZM168 256V255H167ZM192 256V255H191ZM202 256V255H201ZM220 256V255H219ZM256 256L258 257V255L256 254ZM74 257V258H75ZM108 257V256H107ZM117 257V256H116ZM115 257V258H116ZM138 257V256H137ZM164 257H166V256H164ZM194 257V256H193ZM223 257V256H222ZM11 258V257H10ZM29 258V257H28ZM27 258V259H28ZM45 258V259H44ZM54 258H56V260L54 259ZM79 258V257H78ZM77 258V259H78ZM91 258H93V257H91ZM113 258V257H112ZM118 258V257H117ZM120 258V257H119ZM156 258V257H155ZM158 258H159V256H158ZM168 258V257H167ZM174 258H176L175 256H174ZM174 258L172 259V260H174ZM195 258V257H194ZM220 258V257H219ZM218 258V259H219ZM225 258V257H224ZM51 259V260H50ZM59 259H61V258H59ZM61 259V260H62ZM86 259H87V257H86ZM114 259V258H113ZM140 259H142V258H140ZM164 259V258H163ZM215 259V258H214ZM217 259V258H216ZM220 259H222V258H220ZM264 258H262L261 260H263ZM60 260V261H61ZM83 260H85V259H83ZM118 260V259H117ZM120 260V259H119ZM158 260H160V259H158ZM260 260V259H259ZM59 261V262H60ZM69 261H70V258H69ZM72 261V260H71ZM77 261V260H76ZM78 261H79V259H78ZM87 260H85V262H86ZM105 261V260H104ZM110 261H112V259L110 260ZM109 261V262H110ZM126 261V260H125ZM130 261V260H129ZM144 261H146V260H144ZM178 261V260H177ZM252 261V260H251ZM1 262V261H0ZM53 262V261H52ZM51 262V263H52ZM63 262V261H62ZM66 262H68V259H67V261ZM66 262H63L64 264L66 263ZM122 262H123V259H122ZM151 262V261H150ZM159 262V261H158ZM196 262V261H195ZM204 262V261H203ZM202 262V263H203ZM218 262V261H217ZM3 263V262H2ZM50 263V264H51ZM61 263V262H60ZM63 263H61V264H63ZM69 263V262H68ZM71 263V262H70ZM72 263H73V261H72ZM167 263V262H166ZM177 263V262H176ZM202 263H200V264H202ZM205 263H206V261H205ZM207 263H209V261L207 262ZM214 263V262H213ZM244 263V262H243ZM242 263V264H243ZM22 264V263H21ZM57 264H59L58 262H57ZM67 264V263H66ZM123 264V263H122ZM129 264V263H128ZM140 264V263H139ZM144 264V263H143ZM152 264V263H151ZM157 264H159V263H157ZM169 264H171V260H170V263ZM179 264V263H178ZM191 264V263H190ZM198 264V263H197ZM210 264V263H209Z\"/></svg>", "mask_w": 264, "mask_h": 264}]
</instances>
